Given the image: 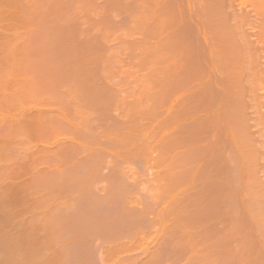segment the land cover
Listing matches in <instances>:
<instances>
[{"label":"bare ground","instance_id":"obj_1","mask_svg":"<svg viewBox=\"0 0 264 264\" xmlns=\"http://www.w3.org/2000/svg\"><path fill=\"white\" fill-rule=\"evenodd\" d=\"M20 1V0H19ZM41 1V0H40ZM43 1V0H42ZM41 1V2H42ZM54 1V0H53ZM66 0H64V2H65ZM83 1H86V5H87V8H89L88 6H90L91 8L90 9H92L93 11H94V13L92 12V13H90L89 15H91L92 14V16H89L88 14H87V10L85 11L84 9H87L86 8V5H84V7L85 8H81L80 6V8L81 9H79V10H82L83 9V11L85 12V14H84V12L83 11H81L82 13H80V11L78 12V10L76 9V11L79 13V15L80 16H89V19L91 18V17H93V18H95L96 16H100V18L99 19H101V17H103L104 18V16L103 15H109V13H104L103 14V12L105 11V10H103L105 7L107 8L108 6H109V1L111 2V0H106V2H104V3H108L107 4V6H105L104 8H102V6L104 5V3H103V5H101L99 8H100V11H97L98 9L96 8V4H97V2H96V4H95V1L94 0H89V3L87 2L88 0H83ZM92 1V2H91ZM94 1V2H93ZM103 1V0H102ZM113 2H114V0H112ZM117 1V2H116ZM119 0H115V3H117L118 5H119V3H120V1L118 2ZM128 1V0H127ZM134 1V0H133ZM137 1H139V0H137ZM143 1H145V3L147 2V0H142V3L144 4L143 6H145V3L143 2ZM149 1H152V2H149ZM148 2L150 3H146V4H148L147 6H145V7H149V5H151V4H153L151 7H150V9L151 10H154L155 8L156 9H158V10H160V8L166 3V5H164V7L166 8V9H168V7H169V5L170 4H172L171 2V0H166V1H169V2H166V1H164V0H157L158 1V4H156L157 3V1H155L154 2V0H149ZM162 2L163 4H161V7L159 8V6L157 7V5H160L159 3L160 2ZM175 1V0H174ZM179 1V0H178ZM185 1H187V0H185ZM261 1V0H260ZM263 2H262V5H264V0H262ZM5 2V1H4ZM58 2H60V4L62 3L61 1H59L58 0ZM63 2V3H64ZM71 2H73V0H69V2H67L66 1V4H68V6H69V3L71 4ZM79 2L80 3H82V0H79ZM93 5H96L95 7H93V6H91L92 4ZM17 3V2H16ZM19 3V2H18ZM43 3H44V1H43ZM73 3H76L75 2V0H74V2ZM77 3H78V0H77ZM80 3H79V5H80ZM84 3V2H83ZM88 3V4H87ZM112 3V2H111ZM141 3V2H140ZM91 4V5H90ZM101 4V3H100ZM122 4V3H121ZM135 4V3H134ZM137 4V3H136ZM169 4V5H168ZM17 5V4H16ZM39 5H40V3H39ZM38 5V6H39ZM43 5V4H42ZM72 5V4H71ZM117 5V6H118ZM123 5V4H122ZM128 5V4H127ZM138 5V4H137ZM142 5V4H141ZM168 5V6H167ZM21 6V5H20ZM37 6V5H36ZM61 6H62V4H61ZM76 6V5H75ZM99 6V5H98ZM131 6H132V4H131ZM134 6V5H133ZM2 7V6H1ZM14 7V6H13ZM43 7V6H42ZM93 7V8H92ZM111 7V6H110ZM121 7V6H120ZM138 7V6H137ZM161 8L162 9V11H161V14H159V17L163 20H161L160 18H158V22L156 23L155 21V25H154V22H152L153 20L151 19V25L149 26V27H147L148 25H146V27L144 28L145 29V33H147V34H149V35H153V32H151V31H154L155 29H157V30H159L160 29V31L162 30V29H164V27H166L165 26V24H166V20H167V11H166V9L165 8ZM9 7H7V9H8ZM20 8H22V7H20ZM55 8V7H54ZM59 8V7H58ZM95 8V9H94ZM105 8V9H106ZM119 8V7H118ZM122 8V7H121ZM124 8V7H123ZM136 8V7H135ZM139 8H140V5H139ZM154 8V9H153ZM189 8V7H188ZM37 9V8H36ZM35 9V10H36ZM39 9V8H38ZM57 9V8H56ZM60 9H62V7L60 8ZM65 9V8H64ZM89 9V12L90 11H92V10H90ZM115 9V8H114ZM130 9V8H129ZM132 9V8H131ZM143 9V8H142ZM149 9V10H150ZM156 9L154 10V11H152V12H147L148 14H145V15H151V17L154 15L153 14V12H155L156 11ZM163 9H165V10H163ZM183 9H184V7H183ZM4 10V9H3ZM10 10H11V8H10ZM21 10V9H20ZM40 10V9H39ZM58 10V9H57ZM103 10V11H102ZM134 10V9H133ZM150 10V11H151ZM158 10H157V12H158ZM180 10V9H179ZM8 11V10H7ZM12 11V10H11ZM25 11V10H24ZM38 11V10H37ZM41 11V10H40ZM59 11V10H58ZM95 11H96V13H95ZM110 11V10H109ZM112 11H113V9H112ZM132 11V10H131ZM136 11V10H135ZM134 11V12H135ZM163 11H165V12H163ZM175 10H173V11H171L172 13L174 12ZM205 11H206V14L208 15H210L212 18H214V20L216 19V22L215 21H213V20H211L212 18H210V16L208 17L206 14H205ZM17 12V11H16ZM62 12H63V10H62ZM74 12H75V10H74ZM73 12V14H74V16H76L75 17V20H76V18H82V17H79V15H78V13L75 15V13ZM101 12H102V14H101ZM108 12V11H107ZM137 12V11H136ZM143 12H144V10H143ZM181 12V10L180 11H178V13L180 14L179 15V17L178 16H176L175 17V15H174V17L173 18H178V19H175V20H179L181 23L179 24L180 26H181V24H183V23H188V24H190L191 22V24L190 25H192V24H194V25H196V22H194L193 20H195L196 21V19H198L199 17H201V16H197V14H199V15H202V16H204L203 18L201 17V18H199L198 19V22L200 23V22H204V19H205V21H206V19H207V21L206 22H204V23H202V25H203V27L205 28V29H208L210 26L212 27V25H216V24H214V23H217V17L215 18V16L213 17L212 15H211V13H207V9L205 10V9H203V13L202 12H198V13H196V16L198 17V18H196V16H194L193 14V16L191 15V13H189V14H187L186 12H184V10H182V12ZM192 13H194L193 11H191ZM9 13V12H8ZM21 13L22 14H24L23 13V11H21ZM25 13H27L26 11H25ZM36 13V12H35ZM64 13H65V11H64ZM66 13H68V10H67V12ZM140 13V12H139ZM149 13H152V14H149ZM166 13V14H165ZM6 14H7V12H6ZM18 14V13H17ZM31 15L33 14L32 12L30 13ZM40 14V13H39ZM60 14V13H59ZM94 14L96 15V16H94ZM124 14V13H123ZM132 14H135V13H132ZM141 14V13H140ZM140 14H139V16H140ZM144 14V13H143ZM155 14H157V13H155ZM166 16H165V15ZM175 14V13H174ZM204 14V15H203ZM25 15V14H24ZM66 16H65V20L67 19V18H72V22H73V25H74V20H73V15H72V13H71V15H69V13H68V15L67 14H65ZM136 15H138V13L136 14ZM161 15H163V16H161ZM173 15V14H172ZM176 15H178L177 13H176ZM6 16V15H5ZM7 16H10V14L8 15L7 14ZM71 16V17H70ZM84 16H83V21H87L88 19H84ZM111 16V15H110ZM121 16H122V14H121ZM125 16V15H124ZM138 16V17H139ZM144 16V15H143ZM165 16V17H164ZM13 17V16H12ZM11 17V18H12ZM30 18L31 17H33V15L32 16H29ZM36 17V16H35ZM38 17V16H37ZM129 17V16H128ZM134 17V16H133ZM158 16H156V18H157ZM170 17H172L171 15H170ZM6 18V17H5ZM102 18V20L104 21L105 19H103ZM105 18H107L106 16H105ZM112 18V17H111ZM143 18V17H142ZM195 18V19H194ZM8 19V18H7ZM28 19V18H27ZM95 19H97V17L95 18ZM98 19V20H99ZM128 19V18H127ZM138 19V18H137ZM141 19V18H140ZM145 19V18H144ZM143 19V20H144ZM150 19V18H149ZM148 19V20H149ZM169 19V18H168ZM23 20V19H22ZM78 21H79V19H77ZM101 20V21H102ZM108 20H109V16H108V19H106V23H108ZM129 20V19H128ZM132 20V19H131ZM134 20V19H133ZM142 20V21H143ZM146 20V19H145ZM161 20V21H160ZM172 20H174V19H172ZM12 21H13V19H12ZM20 21V20H19ZM67 21H69V19L67 20ZM70 21V22H71ZM92 21H94V20H92ZM110 22H111V20H109ZM169 22L171 21V19H169L168 20ZM185 21V22H184ZM188 21V22H187ZM211 21V22H210ZM7 22H9V21H7ZM69 22V23H70ZM72 22H71V24H72ZM81 22V21H80ZM84 22V23H85ZM119 22V21H118ZM141 22V21H140ZM162 22H163V26H162ZM165 22V23H164ZM190 22V23H189ZM197 22V23H198ZM208 22H210V23H212V24H209ZM75 23H76V21H75ZM123 23V22H122ZM128 23H129V21H128ZM132 23H133V21H132ZM134 23H135V21H134ZM174 23V22H173ZM197 24L198 26L200 25V24ZM206 23L207 24H209V25H206ZM77 25L79 24L80 25V23L79 22H77L76 23ZM75 24V25H76ZM114 24V23H113ZM112 24V25H113ZM126 24H127V22H126ZM161 24V25H160ZM187 24V25H188ZM74 25V26H75ZM106 25V24H105ZM109 25V24H108ZM128 25V24H127ZM132 25V24H131ZM138 25V24H137ZM137 25H136V27H137ZM144 25V26H145ZM156 25H158L157 26V28H155V26ZM168 25V24H167ZM185 25V27H187L186 26V24H184ZM107 26V25H106ZM135 26V25H134ZM134 26H132L133 27V30H134ZM143 26V25H142ZM153 26H154V29H153ZM180 26H178L179 28L178 29H184V26L182 27H180ZM189 26V25H188ZM207 28H206V27ZM72 27V26H71ZM151 27V28H150ZM161 27V28H160ZM211 27H210V29H211ZM16 28V27H15ZM70 28V27H69ZM83 28V27H82ZM86 28V27H85ZM149 28V29H148ZM188 28V27H187ZM189 28H190V26H189ZM186 29V30H189L190 31V29ZM203 28V29H204ZM3 29V28H2ZM74 29H76V28H74ZM84 29V28H83ZM82 29V30H83ZM87 29V28H86ZM106 29H107V27H106ZM106 29H105V31H104V34H106ZM143 29V28H142ZM148 29V30H147ZM169 29H171V28H169ZM194 29H196L197 31H195ZM194 29H192V30H194L195 32H193V31H191V32H193V33H195V34H193L194 36V40H196V39H198V37L201 39L202 37L200 36V34H202V35H204V34H207V32H204V30L202 29V28H200V26H199V28H194ZM210 29H208V30H206V31H209ZM38 30V29H37ZM60 30V29H59ZM67 30V29H66ZM85 30V29H84ZM109 30H111V29H109ZM133 30L131 29V32H133ZM137 31H139L138 30V28L136 29ZM136 30H134V32L136 31ZM147 30V31H146ZM150 30V31H149ZM32 31V30H31ZM39 31V30H38ZM51 31V30H50ZM53 31V30H52ZM78 31H80L79 30V27H78ZM86 31V30H85ZM84 31V32H85ZM107 31H108V29H107ZM129 31H130V29H129ZM156 31V30H155ZM179 31H181V30H179ZM189 31L187 32H185V35H186V33H189ZM35 32V31H34ZM33 32V33H34ZM47 32V31H46ZM56 32V31H55ZM66 32V31H65ZM68 32H69V30H68ZM71 32V31H70ZM73 32V31H72ZM133 32V33H134ZM169 32V31H168ZM190 32V33H191ZM26 33H27V31H26ZM43 33V32H42ZM127 33H129V32H127ZM144 33V32H143ZM144 33V34H145ZM151 33V34H150ZM156 33V32H155ZM154 33V34H155ZM157 33H159L158 31H157ZM173 33V32H172ZM178 32H175V33H173L174 35L175 34H177ZM190 33L188 34L189 36H190ZM256 33H258V35H259V32H256ZM255 33V34H256ZM36 34V33H35ZM103 34V35H104ZM164 34V33H163ZM162 34V35H163ZM167 34H169V33H167ZM171 34V33H170ZM170 34H169V36H170ZM181 34V33H180ZM192 34V33H191ZM38 35V34H37ZM69 35V34H68ZM158 35V34H157ZM178 35V34H177ZM182 35V34H181ZM185 35H184V37H185ZM257 35V34H256ZM33 36H34V34H33ZM32 36V37H33ZM130 36V35H129ZM187 36V35H186ZM192 36V35H191ZM190 36V37H191ZM195 36L197 37L196 39H195ZM204 36H206V35H204ZM203 36V37H204ZM102 37V36H101ZM132 37V36H131ZM165 37V36H164ZM170 37H172V34H171V36ZM183 37V36H182ZM184 37H183V39H184ZM192 37V38H193ZM255 37V36H254ZM253 37V38H254ZM257 37V36H256ZM87 38V37H86ZM157 38V37H156ZM168 38V37H167ZM178 38H179V36H178ZM261 39H262V41L264 42V39L262 38V37H260ZM133 39V38H132ZM131 39V41L129 42V44L130 45H133L134 46V49H131L130 50V52H132V53H130V52H127L126 54H124V55H126V57L127 56H129L130 54H132L131 56H129V58H127V59H130V57H132L134 54V56L135 57H137V59L138 58H140L141 59V61H142V63H141V61H140V59H139V61H137V59L134 57H132L133 59V61H134V63H135V61H137L136 63L138 64V66H137V68H139V70L141 71V66H143V68L145 67V65H146V63L148 62L149 63V61H147V62H145L144 61V59L142 60V58H146V57H143V56H141V57H139V55L137 54V51L138 50H135V48L137 47V44H138V42L136 43L135 41H134V43H136V44H131V43H133V40ZM149 39H150V37H149ZM175 39V38H174ZM176 39H177V37H176ZM175 39V41L174 40H171V39H169V42L168 43H170L171 44V46L173 45V44H178ZM205 39H208V38H206V37H204L203 39H202V43H204V45H209V46H207V48H206V50H204V52H203V50H202V52L203 53H207L206 55H208L209 57H210V59H212V57L213 58H216V59H218V60H220L221 61V64H220V66H221V70H220V68H219V70L217 71L216 69H218V65H219V63H218V61H217V63H218V65H216L217 67L215 68H213V70L215 69V71L213 72V70L212 69H210L211 67H209L208 69H209V71H208V74H207V76L205 75V74H203V76L202 75H198L197 74V72L196 73H194L193 71V77L194 78H192V76H191V81L189 80V76L187 77V74H188V70L190 69L189 67H188V64H187V60H188V56H190L189 55V53L187 52V50L186 51H184L183 50V52L182 51H180L181 52V56H180V64H178V66L177 67H173V69H170V70H173L174 71V73H175V69H176V73H177V76H176V74H175V76H174V74L172 75L173 77H171V74H172V72H171V74H169V76H167L166 74V78H164V76L162 75V76H160V78L157 76V78H156V76L154 77V76H150V75H148V78H151V79H148L149 80V82L151 81H153V80H155V78H156V82H160L161 81V83H163V85H167V87H168V84L169 83H173V82H175V83H177L176 85L179 87L178 88V90H179V96H178V98L177 99H174L173 101L175 102V101H177V102H175L176 104H178V111H176L177 112V115L174 113V111H175V109L173 108L174 106L173 105H175V103L173 102H171V100H170V103L169 102H167V101H169V100H167V99H165L164 100V102L166 103V104H173L172 105V109L170 110V111H168V107L169 106H166V104H160L159 106H157L158 104H156V105H154L153 106V104H152V107H151V104L150 103H148L147 101H151L152 99H155L157 96H158V94H163V92H161L160 90V92L161 93H159V91H156L154 88H151V89H149L150 90V92H148V94L150 93H152V91H153V94L155 93L157 96H155V94L153 95V97H152V95H148L147 93H146V91H145V93H144V90H141V89H143L144 87H148V88H150L149 86H150V84L146 81V79L145 78H147L146 76L144 77V78H142V77H139V81H137L138 80V78H135L134 80L137 82V84L140 82V81H145V83H147V84H149V86H147V84H145V85H143V84H141V82L139 83L140 85H141V87L139 86H135V85H137V84H134V86L132 87V89L134 88V92H133V90H131L130 92L128 91V92H126L125 93V95H126V97H125V95L123 96H120V91L122 90H118L117 89V91H118V93H117V91H115L114 89H112V86H111V89H112V91L109 89H105V85L103 86V88H104V90H103V88H102V91H103V93L106 91V93H104V95H103V93L101 94L100 93V95L102 96L103 95V98L105 97V96H107L108 97V99H107V97H105V99H107V100H105V99H102V102H103V100L104 101H107V103L105 102H101L100 100L99 101H96V99L97 98H95V99H93V98H91V97H87L86 95H85V93H84V91H82L83 89H81L82 87L81 86H79V85H76V84H74V83H76L77 81L80 83V84H82V83H85V79H87V81L92 77H90L89 76V71L87 72V73H85L84 71L86 70V69H82V67H80V66H78L79 64H81V63H84V62H86L85 60H88V51L90 50V47H88V46H90V45H88V42H86V44L85 45H80V47L81 48H83L84 46H87L88 48H84V51H86L84 54L86 55L87 54V56H85V60H81L80 59V55H79V59H80V61H82V62H80L79 61V59L77 58V59H75V60H71V58L68 56L71 52L69 51L70 49L69 48H71V50H74V49H72V47H73V45H72V47H70L71 46V44H69V46L68 45H66L67 43H65L64 41V43L65 44H62V46H60L59 47V45H61V44H58V43H56L55 44V49H58L59 50V48H60V50H61V52L62 53H64V60H65V55L68 57V59L66 58V60H68L69 61V58H70V60L72 61V62H70V64H68V62H67V64H65L64 65V61H63V59H61L63 56L61 55V57H60V53H59V58H58V54H57V51H55V49H54V46H53V49H54V51H55V53H54V51L51 49V54H52V57L53 58H55V54H56V60L58 59V61H55V62H52V64H54L53 66H52V68L54 69V71L56 70V68H58L60 65L57 63V62H59V63H61V60H62V63H61V67H63V69H67L68 68V65H70L71 66V69H73V70H71L70 68V70H66V72H68V73H70V74H68L69 76H67L66 74L67 73H65V71L63 72V70L60 72L59 71V69H58V72H60V73H52V71H48V70H51V65L48 63V61L47 60H44V57L45 56H43L42 55V53L44 54V55H47V57H46V59L49 57V53H50V50H49V52H47V54H45L46 52H44V50H38L39 52H42V53H40L42 56H43V58H41L42 56H40V58H41V63L40 64H42V68L40 67V65H39V67L41 68V70L39 71V72H37V74H36V72H35V70L34 71H32V73L34 72L35 74H33L35 77H30V75H29V77L27 76L28 74L27 73H29L30 72V70H29V72H27V71H25L26 73V75L25 76H22L24 73H21L19 76H20V78H19V76H18V74L19 73H17V70H16V68L15 67H17L16 65L18 64V62L17 61H13L12 59L10 60L11 62H10V64H7V62L9 63V59L7 60V62H6V60H5V58H8L9 57V55H10V53H12L13 55H15L14 57L15 58H21L20 60L22 61L23 59H22V57H26L25 56V54H27V53H23L22 51V53L24 54H22L21 52L20 53H17L18 51H17V49L19 50L20 49V46H21V48L23 49V47H22V44H19L18 46H19V48H18V46H17V42H14V43H16V46L17 47H15V50H14V46L15 45H13V48L10 46V45H12L13 43L11 42V41H7L6 39V41H7V43L6 44H4L5 43V40H4V42H3V45L5 46V47H7V45H8V47H11V49H13L12 51H14L15 52V54L12 52V51H9V52H6L5 53V55H4V52L3 51H5V50H3V48H4V46L2 45V49L0 50V53L1 52H3L2 54V60H0V61H3V62H0V64L1 63H4L5 62V64H1L0 65V67H1V69H3V68H5V66H6V68H5V70H2V72L4 71V75H5V77H4V75L2 74V72H1V74L3 75V77L1 76V74H0V164H2L3 165V163H4V168L0 165V181H1V183H3V184H6L7 183V185L8 186H11V185H13V184H15V185H13V186H16V183H18V181L17 180H19L20 178H22L23 179V177L25 178V176H26V174H27V176L28 177H30L31 179L32 178H34L33 179V182H30V184L31 185H33V186H36L37 185V183H34V182H38L39 180H37V179H40L41 177V179H40V183L38 182V184H41V180L42 181H44V179H45V181L46 182H44L45 184L50 180L49 178L51 177V176H53V174L51 175V173L52 172H50V169L51 168H53V166H55L56 164H58V163H60V165H56L55 166V168H53V169H56V171H57V176H60V174L61 173H63V171H62V168H65V167H63V164L65 165V164H68V163H66L65 161H70L71 162V164H68V165H71V167H72V170H74L75 172V174H73L72 175V170L70 169L71 167L69 166V174H71L70 176H72V177H78V175H79V177H78V179L79 178H81V179H77L79 182H81L82 180H84L83 182L84 183H79V185H80V187L77 189L76 188V190H74L75 192L74 193H76V191H78V192H81V191H83V194H84V196H83V200H84V198H86L85 197V195L87 194V195H93L94 193H95V195H97V193L99 192H97V190H100L101 188H100V186L98 185L97 186V188H99V189H97V188H95V190H94V193H93V191H91L92 190V188L91 187H93V185L95 184V180L93 179V177H92V179H90V177L92 176V175H98L97 173L98 172H100L99 171V167H100V163H101V161L103 160V158L105 157L104 156V154H107V156L108 155H111L112 153H114L115 152V154H116V151H114V150H117L118 149V147L116 148V149H113V148H115L117 145H116V140H115V138H117L116 136L118 135L117 133H115L116 131L118 132V130L120 131V130H122L121 131V133L124 131L125 132V128L126 129H128V131H129V128L128 127H131L130 126V124L132 125V128L133 129H135L136 130V132H138L139 134H140V132L142 133V134H140L139 136H138V138L139 137H141V138H146V137H144L145 135H148V133L150 132V130H149V132L147 131L149 128L147 127L148 126V122H150V126H152V128H159V130H154V129H151V132L149 133V135H151V133H152V138H148V137H150L149 135L147 136V139H145V140H147V141H145V142H149L150 140V143L152 144V142H153V140L152 139H156V140H154V142L153 143H155L156 144V142H157V139H159L158 140V142L160 141V139H161V144H160V142L158 143L157 142V144H160V145H162V142L163 141H165V137H168L167 136V133H168V130H166V129H168L167 127H168V125H172V126H174L173 125V122L175 121V122H178L177 123V126H178V132H177V130H174V131H172V132H174L173 133V135L175 134V138L171 135V134H169L168 133V135H171L172 136V140H173V138L175 139L174 141L176 142H173V143H175L173 146H171L172 148H174V146L176 145L178 148L177 149H180L179 150V152H180V154L179 155H176L177 153V151L176 150H174V149H170V146H168L169 147V151L170 152H172L173 150H174V154L173 153H170L169 151H168V154H167V152H165V151H161L162 152V155L163 154H165V155H169V158H171V156L172 157H174L173 158V160L174 161H176V162H171L170 163V159L169 158H166L167 156H165L164 157V155H163V157H164V159H168V161H169V165H167L166 164V160H163V157L162 156H159V157H162L161 159H162V162L163 163H165L167 166V168H169V166L171 167V166H173V168L171 167V168H169V169H171V171L173 170V169H176L175 171H176V173L175 172H170V170L168 169L167 170V168H166V172H164V173H162V174H164V175H166V174H168L169 172V175L171 174V175H175V176H177V174H180V175H182V177L183 176H186V177H188V175H192L193 176V181L195 182H193V183H191L190 185H195V189H196V192H195V190L193 191V193H192V196H193V194L196 196V198H195V196H194V198L196 199V200H194L193 198H191L190 197V195H187V196H189L191 199H192V201L189 199L188 201H189V204L187 205L186 204V202H185V200H183L182 201V199H180V198H182V197H186L185 195H186V191H185V195L183 196H181V194H182V192H183V187H181L182 189H180L181 190V192H180V190H177V191H179V194H178V192L177 193H175V195H178V196H176V197H174V196H172V193H173V191H171L172 193L170 194L172 197H171V200L169 201V202H173V200L175 199V204L174 203H172V204H174V205H176V206H174L175 208H173V206L171 207L172 208V211L170 210L171 208H169L171 205V203H167V205L169 206L168 208H166L165 206H167L166 204H165V202L163 203V201L161 202V201H159V203L160 204H162V205H164L165 204V206H162V211L159 209V213H157L156 212V214H157V217H156V215H155V212L153 211V207L155 206L156 208H155V210L157 209V206L158 207H160L161 205L159 204V205H154V203L157 201V203H158V200L160 199V200H162V199H164L165 200V195L167 196L169 193H170V191L168 190L170 187L168 186V185H166V186H163V187H165L166 188V190H164V188L162 189L161 187H159L158 189H157V186H154L153 188L155 189L154 191H152L153 190V188L151 189V187L153 186L152 184H150L148 187H150V188H148L149 190H146L145 192H149L148 193V199H147V202L146 201H144V202H146V204L145 203H143L141 200H139L140 198L138 197V199H137V197H136V193H135V196L134 195H131V192H130V190H129V188H127V186H126V183H125V185L123 186L122 185V183H124L123 181H121V184L120 185H116V186H118V187H120V190L122 189L121 187H124L123 188V190H121V192L122 191H124V189L126 190V188H127V190L123 193V195H122V193L120 192V190H118L119 188L117 187V189L115 188V187H111V186H113V185H111V183H112V181H110V184H109V186H108V188L109 187H111V190L114 188V190L116 191V190H118V192L120 193H118L117 191V193H118V195H122V196H124V195H126V196H124V197H126L127 199H128V202H127V199L125 200L124 198L122 199L121 198V200H120V198H117V201L119 200V206H120V208L123 210V209H125V214H127L126 213V209L128 210H132V208H133V210L132 211H137L138 212V215L141 217V216H145L146 214H149L151 211L152 212H154L153 214H154V217H156V218H154V220H146L147 222H146V224H148L147 225V227H149L150 226V224H153V222L155 221V219H156V221L154 222V223H157L158 221L160 222V223H157L156 225H152V226H150V227H153V226H155V227H153V228H150V229H152L153 230V232L155 233L156 231L158 232V233H160L161 234V237H162V233H163V231L162 230H164V229H162L161 230V232H159L160 230H158L160 227H161V225H162V223H164V222H166L167 223V221H172V219L174 218V213L176 214V211H178L177 209H180L179 211L181 212V213H179V211L177 212L178 214L177 215H179V214H183V209H184V214H186V216L187 215H190V216H187L188 217V219H186V221L187 220H189L190 219V222L193 224V225H195V227H194V229H195V232H189V234H193V235H188V236H186V234H185V236L186 237H193V239H195L194 241V243H195V245L193 246L194 247V249H193V251H192V253H190V254H194V256L193 255H191L192 257H195V261L197 262L196 264H219V262H218V258H217V254H218V250H220V248L222 247L223 248V250H225V253L227 254V260H226V263L225 264H264V169H263V167H264V165H263V163H264V146H263V143L261 144V145H259V143H261V142H263L264 140H263V138H264V121H263V119L262 118H260V114H261V117L263 116V112H264V107L262 106V107H260L259 108V106L257 107V109H254V107L256 106V105H260L259 103H261V100H264V92H260V93H262V97L260 96L261 94L259 93V94H257V96L255 97V95H256V93L255 94H253V92H254V90H252L250 87H248V89H247V87H246V85L245 84H243V85H241L242 84V82H244L243 80H245V76H244V73L242 74V73H238L237 71H240V70H242L243 71V67H244V63H243V61L241 60V58L239 59L238 58V60L236 61V59L237 58H235L234 59V61H233V64H231L230 62V64H228V61H231V60H229V58H227V57H225L226 55H225V49L226 48H228V45H226V44H228L227 42L225 43V42H218L217 40H212L211 41V39L209 40L210 42H212V43H210V44H208V40H205ZM117 40H118V38H117ZM152 40V39H151ZM164 40V39H163ZM181 40V39H180ZM192 41H193V39H191ZM199 40V39H198ZM198 40H197V42H198ZM204 40V41H203ZM28 41V40H27ZM157 41V40H156ZM171 41V42H170ZM172 41H174V42H176V43H173ZM208 41V42H207ZM218 42L219 43V46L220 47H217V48H214V46H211L212 44L213 45H215L214 43H216V42ZM252 41V40H251ZM250 41V42H251ZM9 42L10 43H12V44H9ZM62 42V43H63ZM146 42H148V41H146ZM166 41H164V43H165ZM184 42V41H183ZM182 42V43H183ZM199 42H201V40H199ZM30 43V42H29ZM61 43V42H60ZM139 43H141V42H139ZM163 43V44H164ZM179 43H180V41H179ZM187 43V42H186ZM193 43V42H192ZM218 43H216V45H215V47L216 46H218L217 44ZM248 43V45H250L251 46V44L249 43V42H247ZM246 43V44H247ZM26 44H28V43H26ZM74 44V43H73ZM83 44V43H82ZM96 44V43H95ZM124 44V43H123ZM150 44V43H149ZM155 44H157V42H155ZM162 44V45H163ZM169 44V45H170ZM200 44V43H199ZM261 44H262V42H261ZM34 45V44H33ZM58 47H57V46ZM76 47H73V48H76L75 49V51L78 49L77 47H78V45H76V44H74ZM93 45H94V43H93ZM100 45V44H99ZM126 45V44H125ZM129 45V47H128V45H127V48H130L131 46ZM140 44H138V46H139ZM146 44L145 43H143V47L145 46ZM158 45V44H157ZM161 45V44H160ZM167 45V44H166ZM176 45L174 46V47H176ZM183 45V44H182ZM194 45V44H193ZM200 45H203V44H200ZM199 45V46H200ZM203 45V46H204ZM248 45H246V46H248ZM67 47V49H65L64 47ZM92 46V45H91ZM97 46H98V44H97ZM106 46V45H105ZM132 46V47H133ZM192 46V45H191ZM197 46H198V44H197ZM196 45H194V48L196 47L197 49H198V47H197ZM203 46H201L202 48H203ZM210 46L212 47L211 49H210ZM223 46H225V47H223ZM245 46V45H244ZM262 46H264V45H262ZM261 46V47H262ZM28 47V46H27ZM32 47V46H31ZM36 47V46H35ZM41 47V46H40ZM57 47V48H56ZM63 47V48H62ZM102 47V46H101ZM100 47V48H101ZM124 47V46H123ZM131 47V48H132ZM147 47L149 48V46L147 45ZM147 47H145L144 48V51L146 50V48ZM166 47V46H165ZM206 47V46H205ZM237 47H239L240 48V46H236V48ZM92 48V47H91ZM105 48H107V47H105ZM151 48V47H150ZM149 48V49H150ZM157 48V47H156ZM179 49H180V47H178ZM188 48V47H187ZM193 48V47H192ZM209 48V49H208ZM34 49V48H33ZM40 49V48H39ZM44 49V48H43ZM65 49V50H64ZM69 49V50H68ZM86 49V50H85ZM89 49V50H88ZM99 49V48H98ZM104 49V48H103ZM121 49H123L122 47H121ZM120 49V50H121ZM126 49V48H125ZM124 49V50H125ZM139 49V48H138ZM153 49L155 50V48L153 47ZM157 49H159V48H157ZM182 49V48H181ZM221 49H223V50H221ZM262 49V48H261ZM21 50V49H20ZM25 50V49H24ZM81 50V53H83L82 52V49H80ZM97 50V49H96ZM120 50H118V51H120ZM133 50V51H132ZM136 51V53H134L135 51ZM160 50V49H159ZM170 50H171V47H170ZM194 50V49H193ZM192 50V51H193ZM201 50V48L199 47V51ZM212 50H214V51H212ZM17 51V52H16ZM29 51V50H28ZM35 51V50H34ZM52 51H53V53H52ZM64 51H66L67 52V54H65L66 52H64ZM69 51V52H68ZM117 51V52H118ZM126 51V50H125ZM143 51V52H144ZM168 51V50H167ZM171 51H173V49L171 50ZM177 51V50H176ZM179 51V50H178ZM191 51V50H190ZM196 51V50H195ZM198 51V50H197ZM205 51H207V52H205ZM216 51V52H215ZM263 53H264V48L261 50ZM59 52V51H58ZM91 52H93V51H91ZM222 52V53H221ZM8 53V54H7ZM61 53V54H62ZM75 53V52H74ZM119 53V52H118ZM121 54H122V52H120ZM120 53L119 54H117V56L119 55V57H123V56H121L120 55ZM150 53V52H149ZM163 53V52H162ZM187 53V54H186ZM193 53V52H192ZM212 53V54H211ZM16 54H18V55H16ZM33 54V53H32ZM31 54V55H32ZM49 54V55H48ZM54 54V55H53ZM76 54H78V53H76ZM137 54V55H136ZM140 54V53H139ZM165 54V53H164ZM169 54V53H168ZM178 54V53H177ZM177 54H176V56H177ZM194 54H196V52L194 53ZM6 55H8V57H5L4 58V56H6ZM23 55V56H22ZM37 55V54H36ZM72 55V54H71ZM74 55V54H73ZM145 55H147V53L145 54ZM156 55V54H155ZM166 55V54H165ZM205 55V56H206ZM16 56H18V57H16ZM30 56V55H29ZM37 56H39V55H37ZM76 56V55H75ZM111 56H112V54H111ZM115 56V55H114ZM159 56V55H158ZM160 56H161V53H160ZM159 56V57H160ZM173 56V55H172ZM179 56V55H178ZM177 56V57H178ZM197 56V55H196ZM199 56V55H198ZM204 56V55H203ZM208 56H206V57H208ZM0 57H1V54H0ZM72 57V56H71ZM78 57V56H77ZM110 57V56H109ZM158 57V58H159ZM168 57V56H167ZM175 57V56H174ZM193 57V56H192ZM201 57V56H200ZM208 57V58H209ZM224 59H223V58ZM3 58H4V60H3ZM76 58V57H75ZM114 58V57H113ZM116 58H118V57H116ZM150 58H151V56H150ZM169 58V57H168ZM194 58V57H193ZM197 58V57H196ZM220 58V59H219ZM119 59V58H118ZM116 60V61H119V60ZM134 59H136V60H134ZM175 59H177V58H175ZM179 59H178V61H179ZM190 59H191V57H190ZM205 59V58H204ZM226 59V60H225ZM44 60V61H43ZM55 60V59H54ZM65 60V61H66ZM131 60V59H130ZM162 60H163V58H162ZM166 60H167V58H166ZM203 60V59H202ZM24 61H26V59H24ZM23 61V62H24ZM40 60L38 59V62H39ZM75 61V62H74ZM84 61V62H83ZM113 61H115V60H113ZM121 61H123V60H121ZM144 61V62H143ZM205 61V60H204ZM216 61V60H215ZM227 61V62H226ZM238 62V63H235L234 64V62ZM239 61L241 62V63H239ZM38 62H37V64H38ZM43 62H45V63H47V64H49V67L46 65V64H44V66H43ZM78 62H80V63H78ZM91 62V61H90ZM126 62V61H125ZM139 62V63H138ZM153 62V61H152ZM152 62H150V65L149 66H153V64H152ZM159 62H160V60H159ZM166 62H168V61H166ZM172 62H173V59H172ZM171 62V63H172ZM177 62V61H176ZM200 62V61H199ZM255 62V64L253 63V62H251L250 64V67H253L252 65L254 64V66L257 64L256 63V61H254ZM12 63V64H11ZM14 63H15V65H14ZM17 63V64H16ZM22 63V62H21ZM56 63H57V65H56ZM66 63V62H65ZM71 63H73V65H71ZM88 63V62H87ZM108 63H109V61H108ZM116 63V62H115ZM119 62H117V64H118ZM133 63V62H132ZM133 63V64H134ZM155 63V62H154ZM162 63V62H161ZM169 63V62H168ZM204 63V62H203ZM216 63V62H215ZM253 63V64H252ZM119 64H121V63H119ZM118 64V65H119ZM132 64V65H133ZM140 64V65H139ZM141 64H143V65H141ZM165 64V63H164ZM163 63H162V65H164ZM192 64V63H191ZM236 64H239V65H236ZM240 64H242V65H240ZM5 65V66H4ZM18 65H20V63L18 64ZM75 65V66H74ZM81 65H83V64H81ZM86 65V64H85ZM90 65V64H89ZM155 65V64H154ZM161 65V66H162ZM202 65V64H201ZM226 65H229V66H226ZM230 65H231V67L233 66V68H235L236 70H234L233 68H232V73L234 72V71H236L237 73H233V74H235V77L233 76H230V78H232V79H230L229 78V76L227 75V73L231 70V67H230ZM12 66V67H11ZM15 66V67H14ZM69 66V67H70ZM74 66V67H73ZM106 66V65H105ZM109 66V65H108ZM157 66V65H156ZM166 66H167V64H166ZM176 66V65H175ZM215 66V65H214ZM235 66V67H234ZM237 66H239V68L237 67ZM38 67V66H37ZM37 67L35 68V69H37ZM45 67H48V68H46V70L44 69ZM76 67V68H75ZM88 67V66H87ZM103 67H104V65H103ZM241 67V68H240ZM11 68H13V69H11ZM32 68H34L33 66H32ZM31 68V69H32ZM75 68V69H74ZM93 68V67H92ZM100 68H102V67H100ZM136 68V69H137ZM142 68V69H143ZM164 68V67H163ZM175 68V69H174ZM198 68V67H197ZM229 68H230V70H229ZM7 69H9L8 71H6ZM12 71H11V70ZM30 69V68H29ZM39 69V68H38ZM61 69V68H60ZM76 69H77V71H79V72H77L76 71ZM107 69V68H106ZM193 69V68H192ZM199 69V68H198ZM240 69V70H239ZM15 70V71H14ZM22 70H25V69H22ZM80 70H81V72H82V75H81V73H80ZM83 70V71H82ZM87 70H88V68H87ZM86 70V71H87ZM104 70V69H103ZM116 70V69H115ZM135 70V69H134ZM163 70V69H162ZM201 70H202V68H201ZM210 70H212V72L210 71ZM228 70V71H227ZM5 71H6V73L7 74H9V72H10V74L9 75H6L5 74ZM71 71V72H70ZM73 71H74V73L75 74H73ZM121 71V70H120ZM150 71V70H149ZM153 70H151L150 72H152ZM168 71V70H167ZM227 71V72H226ZM241 71V72H242ZM17 74H16V73ZM44 72V73H43ZM47 74H46V73ZM65 73V75L63 74V73ZM107 72H109V71H107ZM135 72H139V71H135ZM164 72H165V70H164ZM170 72V71H169ZM168 72V73H169ZM210 72V73H209ZM231 72V71H230ZM244 72V71H243ZM41 73H43V74H41ZM49 73H50V76H51V79L49 78L50 76H49ZM91 73V72H90ZM94 73V72H93ZM207 73V72H206ZM215 73V74H214ZM12 74V75H11ZM13 74H16L17 76H18V79L16 78L17 76H15V75H13ZM40 74V75H39ZM48 76V79L47 78H44V76L45 77H47L46 75ZM55 74H59L58 76H56ZM63 74V76L62 77H60V75H62ZM72 74V75H71ZM198 76H197V75ZM228 74H230V73H228ZM233 74H231V75H233ZM239 74V75H238ZM32 75V76H33ZM42 75V76H41ZM56 77H55V76ZM76 77H75V76ZM84 75V76H83ZM85 75H87V78H86V76ZM240 75H242V76H240ZM7 76V77H6ZM13 76V77H12ZM14 76H15V78H14ZM70 76H72V79H70L71 77ZM103 75H101V77H102ZM138 75H136V77H137ZM196 76V77H195ZM204 76H206V78H204ZM228 76V77H227ZM11 77V78H10ZM27 77V78H26ZM39 77V78H38ZM43 77V78H42ZM90 77V78H89ZM94 77H96V76H94ZM171 78V79H169V78ZM239 77V78H238ZM9 78V79H8ZM22 78V79H21ZM53 78V79H52ZM144 79V80H142V79ZM159 78V79H158ZM167 78L169 79V81L167 82ZM175 78H177L176 80H172V79H175ZM197 78V79H196ZM202 78L205 80V81H202ZM234 78V79H233ZM243 80H242V79ZM41 79H43V81L41 80ZM103 79V78H102ZM107 79V78H106ZM153 79V80H152ZM165 79L166 81H163V80ZM193 79V80H192ZM201 79V81H199V80ZM230 79V81L231 80H233V81H228V80ZM242 80V82H240L241 80ZM262 79H264V75H263V78ZM22 80V81H21ZM41 80V81H40ZM63 80V81H62ZM65 80V81H64ZM85 80V81H84ZM95 80V79H94ZM104 80V79H103ZM102 80V81H103ZM173 82H172V81ZM198 80V81H197ZM239 80V81H238ZM47 81V82H46ZM163 81V82H162ZM234 81H236V82H238L237 84H236V82H234ZM246 81V80H245ZM41 82V83H40ZM62 82V83H61ZM70 82H72L71 84L72 85H70ZM168 83V84H165V83ZM179 82V83H178ZM195 82H197L196 84L197 85H195L194 83ZM200 82H203V83H200ZM239 82H240V85H239ZM260 82H262V81H260ZM63 83H65L64 85H63ZM68 84V88H67V84ZM143 83V82H142ZM198 83L199 84H203V86H204V83H205V87L207 88L208 87V85L209 86H213L214 87V90H212V92L211 93H209L211 90L210 89H212L211 87H208V89H204V87H203V89H201L200 87H199V85H198ZM235 83V84H234ZM245 83V82H244ZM138 84V85H139ZM192 84H193V86H194V88H192L191 89V86H192ZM208 84V85H207ZM15 85V86H14ZM75 85H76V87H75ZM86 85H87V83H86ZM107 85V84H106ZM163 85H162V88H163ZM245 85V86H244ZM17 86V87H16ZM60 86V87H59ZM63 86V87H62ZM72 86V87H71ZM74 86V87H73ZM110 86L109 87H107L106 86V88H110ZM114 86H117V85H114ZM127 86V85H126ZM143 86V87H142ZM192 86V87H193ZM243 87L242 88V90H245V88H246V90L245 91H243V92H240V91H242V90H240L241 89V87ZM66 87V88H65ZM77 87H79V88H77ZM158 87V86H157ZM156 87V88H157ZM159 87H161L160 85H159ZM165 87V86H164ZM73 88V89H72ZM76 88L78 89V91L76 90ZM91 88V87H90ZM90 88H89V90H90ZM93 88H94V86H93ZM92 88V89H93ZM97 88H98V86H97ZM96 88V89H97ZM137 88V89H136ZM138 88H140V91H142V92H140L139 90H138ZM148 88L147 89H145V90H148ZM170 88V87H169ZM174 88V87H173ZM177 88V87H176ZM239 88V89H238ZM75 89V90H74ZM261 89V88H260ZM259 89V90H260ZM87 90V89H86ZM98 90V89H97ZM135 90H137V91H139V93H141V95L140 94H138ZM158 90V89H157ZM162 90V89H161ZM164 90H165V88H164ZM167 90H169V89H167ZM204 90V92H202ZM207 90H209L208 91V93H207ZM240 90V91H239ZM91 91V90H90ZM94 91V90H93ZM110 91V92H109ZM156 91V92H155ZM176 91V90H175ZM229 91H230V93L231 94H233V92H234V98H236L237 97V99H244V100H240V102H238L239 100H237V99H235V100H237L236 102V104L238 105V107H236L234 104H231L230 105V103L228 102L229 100H227L228 98L230 99V102H231V99L233 98L231 95H230V93H229ZM248 91V94L246 93ZM251 91V92H250ZM253 91V92H252ZM261 91V90H260ZM100 92V91H99ZM112 92V93H111ZM134 94H133V93ZM158 92V93H157ZM235 92H236V94H235ZM239 92V93H238ZM245 92V93H244ZM87 93V92H86ZM95 93H97L96 91H95ZM114 93V94H113ZM115 93H116V95H118L119 94V96H116L115 95ZM135 93H137L136 94V96H134L133 97V95H135ZM143 93H144V95H143ZM207 93V94H206ZM212 93H214V95L212 94ZM243 93V97H241V94ZM107 94V95H106ZM123 94V93H122ZM130 94V95H129ZM133 94V95H132ZM204 94H206V95H204ZM212 94V95H211ZM227 94H228V97H227ZM240 94V95H239ZM250 94V95H249ZM85 95V96H84ZM92 95V94H91ZM90 95V96H91ZM97 95H99V94H97ZM115 95V96H114ZM132 95V96H131ZM146 95H147V97H146ZM209 95H211V96H209ZM245 95H248V96H252V99H253V101H252V99H251V103H252V105H249L248 106V108L249 107H251L252 109H250V110H252V111H250L249 109H247V105H245L246 103V98H247V96H245ZM100 96V97H101ZM128 96H130V97H133V98H130V97H128ZM142 96H143V98L144 97H146L148 100H146L145 98H144V100L141 102V98H142ZM149 96V97H148ZM216 98H214V97ZM229 96H231V97H229ZM259 96L261 97V100H260V98H259ZM86 97V98H85ZM96 97H98V96H96ZM116 99H118V100H116V104H117V102L118 101H120L119 103H118V105L120 104V109H122L126 104H127V106H125V108L127 107V109L126 110H128V109H130V110H128V112H124V116H122L121 118L119 117L117 120L116 119H114V118H112L111 116H110V112L112 111L113 112V110L111 109V111H109L108 109H107V107H105L106 105L107 106H111V105H113L114 107L116 106V104H115V102L113 103L112 101H115V98ZM155 97V98H154ZM211 97H213L215 100L214 101H212L211 100ZM239 97H241V98H239ZM246 97V98H245ZM102 98V97H101ZM119 98H121V99H119ZM123 98V99H122ZM126 98V99H125ZM152 98V99H151ZM234 98H233V100H234ZM256 98H257V100H258V98H259V100L257 101L256 100ZM114 99V100H113ZM128 99V100H127ZM134 99V100H133ZM136 99V100H135ZM139 99H140V102H138L139 101ZM98 100V99H97ZM257 101V103L256 104H254L253 102H255V101ZM110 101V102H109ZM129 101H133L132 103L131 102H129ZM154 101V100H153ZM241 101H243V103H242V105H241ZM245 101V102H244ZM260 101V102H259ZM100 102H101V104H100ZM138 104H140V105H138ZM144 102V103H143ZM108 103H110L109 105H108ZM131 103V104H130ZM134 103V104H133ZM136 103V104H135ZM229 103V104H228ZM231 103H235V101H233V102H231ZM245 103V104H244ZM250 103V104H251ZM102 104H104V105H102ZM144 104L146 105V104H150L147 108H146V106H144ZM168 104V105H169ZM254 104V105H253ZM262 104V103H261ZM264 104V103H263ZM100 105V106H99ZM102 105V106H101ZM130 105H133V106H130ZM135 105H136V107H135ZM138 105V106H137ZM244 105H245V107H244ZM86 106V107H85ZM121 106H123L122 108H121ZM157 106V107H156ZM160 106H162V108H163V106H164V110L160 107ZM239 106H242V109H239ZM253 106V107H252ZM261 106V105H260ZM88 107V108H87ZM89 107L90 108H93L92 109V111H91V109L89 110ZM99 107H105L104 109H105V111H103L104 109H101L102 111H103V113H102V111H100L99 110ZM129 107V108H128ZM132 109H131V108ZM150 107V112H151V110L155 113V112H157V114L155 113H153V112H149V111H147V109ZM167 107V108H166ZM109 108V107H108ZM111 108H113V107H111ZM136 108L138 109V110H136ZM159 108V109H161L162 111H165V110H167L168 111V113L166 114L165 112H163V113H165V114H163V113H161V110H159L160 111V113H159V111L157 110V109ZM171 108V107H170ZM241 108V107H240ZM256 108V107H255ZM258 108H259V110L260 109H263V110H260L261 112H259L258 111ZM108 111H107V110ZM117 109H118V107H117ZM143 109H146V110H143ZM156 109V110H155ZM239 109V110H238ZM245 109H246V114H247V116H246V114H245ZM134 110V111H133ZM140 110V111H139ZM142 110V111H141ZM149 110V109H148ZM240 110H242V111H240ZM249 110V112H247ZM254 110V111H253ZM117 111V110H116ZM115 111V112H116ZM118 111H119V109H118ZM124 111V110H123ZM133 111V112H132ZM137 111H139V113L137 112ZM171 111H173V112H171ZM108 112V115L106 114ZM111 112V113H112ZM129 112H132L131 114L129 113ZM140 112H144L145 114H142L143 116H144V119L143 118H141V117H143L141 114H140ZM146 112H148L149 113V115H148V113H146ZM169 112H171L170 114H169ZM252 112V113H251ZM253 112H259V115H258V113H257V115L258 116H254L255 114L253 113ZM103 115H105V116H102V114ZM105 113V114H104ZM133 113H135V114H133ZM174 113V115L175 116H177V118L175 117V119H174V117H173V115L171 116V117H173V119L170 117V116H167L168 114L169 115H171V114H173ZM228 113H231V115L232 116H230V115H228ZM140 114V115H139ZM152 116H151V115ZM161 116H163L162 118L164 119L166 116V118L164 119L165 121L167 120V118H168V120L169 121H166V122H162L163 121V119L161 118V120L162 121H160V118H159V120H152L153 121V123L156 125V126H154L153 127V123H152V121H150L152 118L151 117H154L153 115H157V116H159V117H161ZM163 114V115H162ZM98 115H100V116H98ZM128 115V116H127ZM130 115H133V116H130ZM137 117H136V116ZM148 115V116H147ZM227 115H228V117H227ZM248 115L249 116H251L250 118H249V120H248ZM253 115V116H252ZM96 116H98V119L100 118H102L103 119V117H104V121L103 122H100V121H102V119L99 121V122H97L96 120L97 119H95L96 118ZM107 116H109V118L107 117ZM134 116H135V118H134ZM140 118H139V117ZM165 116V117H164ZM230 116V117H229ZM107 117V118H106ZM123 117H129V119L127 118V120H130V117L131 118H133V119H131V123H129V122H126V123H128V125H126V123H124V126H123V122H122V118ZM151 119H150V118ZM169 117H170V119H169ZM257 119V121L259 120V119H261L263 122H262V124H259V126L260 127H262L263 128V130L262 129H260V127L258 128V124H257V127L254 129L255 131V133H253V132H251V134L250 135H247L249 132H247V134H245V138L243 137V136H241L240 135V133H242L241 131H243V130H245L244 128H246V129H249V127H250V120H251V122H252V120L253 119H255V118ZM259 119H258V118ZM124 118V119H125ZM137 118H139L141 121H143V120H145V118L147 119L146 121H143L142 123H140L141 121H139V119L137 120ZM148 118H149V121H148ZM264 118V117H263ZM108 119H111V121L110 120H108ZM172 119V120H171ZM176 119L178 120V121H176ZM255 119V120H256ZM106 120V121H105ZM113 120V121H112ZM117 121V122H115V121ZM118 120H120V121H118ZM132 120H133V123H134V121L135 122H139V124L141 125V127L142 126H146V127H142L144 130H142L141 129V127L140 126H138L137 125V127H136V124L135 125H133L132 124ZM170 120L171 121H173V122H170ZM254 120V121H255ZM260 120V121H261ZM125 121H126V119H125ZM158 121H160V123L158 122ZM260 121H258V122H260ZM144 122H146L145 124L146 125H144L143 123ZM158 124H157V123ZM162 122V123H161ZM175 122H174V124H175ZM247 122H249V123H247ZM120 123H122V124H120ZM254 123V122H253ZM261 123V122H260ZM143 124V125H142ZM152 124V125H151ZM249 124V125H248ZM170 125V126H171ZM120 126L121 127H123V129L122 128H120ZM127 126V127H126ZM136 128H135V127ZM149 126V127H150ZM159 126V127H158ZM170 126H169V128H170ZM254 126H256L255 125V123H254ZM120 129H119V128ZM140 127V128H139ZM165 127H166V129H165ZM132 128H130V130L132 129ZM137 128H139V130H141L140 132H139V130L137 129ZM148 128V129H147ZM160 128H163V129H161L160 130ZM258 128V129H257ZM147 129V130H146ZM239 129L241 130V131H239ZM243 129V130H242ZM153 130V131H152ZM257 130H259V131H257ZM260 130H262V133H260ZM127 131V130H126ZM134 131V130H133ZM145 131H147V133L145 132ZM157 132V131H160V132H157L159 135H161L162 134V136L159 138V136L157 137V135H156V133L155 132ZM161 131H163V133L161 132ZM167 131V133H165V132ZM246 131V130H245ZM248 131V130H247ZM146 134H145V133ZM154 132V133H153ZM171 132V133H172ZM176 132H177V134H176ZM259 134H258V133ZM118 133H120V132H118ZM131 133H132V131H131ZM134 133V132H133ZM143 133L145 134V135H143ZM191 133H192V135L193 136H191L190 138L188 137V136H190L191 135ZM253 133V134H252ZM113 134H115L114 135V137H113ZM117 134V135H116ZM127 134H130L129 132L127 133ZM135 134V133H134ZM137 134V133H136ZM135 134V135H136ZM166 134V135H165ZM254 134L256 135H260L261 137H259L258 136V138H257V135H256V138L257 139H260L259 141L255 138V136H254ZM142 135V136H141ZM154 135V136H153ZM155 135H156V137L157 138H154L155 137ZM165 135V136H164ZM204 135V136H203ZM243 135H244V133H243ZM262 135H263V137H262ZM120 137H121V135H119ZM127 136V135H126ZM126 136H123L125 139H124V142H126V144H128L127 143V141H129V143H131V139L134 137V135H133V137L131 138V136L129 135V138L128 137H126ZM164 136V138H163V141H162V137ZM177 136V137H176ZM204 138H203V137ZM205 136L207 137V139H206V141L204 140L205 139ZM241 136V137H240ZM127 138V139H126ZM136 138H137V136H136ZM135 138V139H136ZM169 138V137H168ZM201 138V139H200ZM130 139V140H129ZM143 139H141L142 141H140V142H144L143 141ZM171 139V137L169 138V140ZM36 141V143L34 142V141ZM132 140H134V139H132ZM138 140H140V139H138ZM138 140H137V142H138ZM168 140V141H169ZM172 140H170L169 142H171L172 143ZM203 140L204 142L202 143L201 141ZM33 141V142H32ZM118 141V146H120V142H122L123 141V138H122V140L120 139V142H119V140H117ZM156 141V142H155ZM198 141L199 142H201L200 144L201 145H197V143H198ZM115 142V143H114ZM166 142H167V138H166ZM166 142H164V144H163V146L166 144ZM168 142V143H169ZM132 143H133V141H132ZM131 143V144H132ZM147 143H145V145H147ZM150 143H148V144H150ZM172 143V144H173ZM115 144V145H114ZM122 145H123V142L121 143ZM126 144H124V145H126ZM142 146H144L143 148H145V145H143V143H140ZM156 144V145H157ZM120 146L119 148L120 149H123L124 150V148L126 149L127 148V145L126 146ZM133 146H134V144H132ZM131 145V146H132ZM156 145H154V149H155V146ZM159 145V146H160ZM167 145H170V144H167ZM190 145V146H189ZM191 145H192V148H191ZM38 146H40V147H38ZM113 146H115V147H113ZM132 146V148H134ZM138 146H140V145H138ZM158 146V145H157ZM156 146V147H157ZM157 147V148H161L162 149V147ZM20 148L19 150L20 151H23V155H21L20 156V158L18 157V155L17 154H15V155H13V154H11L10 152H15V151H19V150H16L15 148ZM147 147L148 148H150L151 146L150 145H147ZM147 147H146V149H147ZM166 146H164L163 148L164 149H166V151L168 150L167 149V147L165 148ZM180 147V148H179ZM188 147H190L191 149H193V150H191L190 148H188ZM37 148H39L38 149V151L40 152V155L39 156H33L32 155V152L35 150V149H37ZM129 148H131V147H129ZM131 148V149H132ZM152 148H153V146H152ZM152 148L150 149V150H152ZM22 149H24V150H22ZM120 149H118V150H120ZM135 149V148H134ZM188 149V150H187ZM13 150H15V151H13ZM128 150V148L126 149V151H120L121 153H120V155L122 154V156L121 157H125V156H127V158H129V157H131L133 154L131 153L132 151L130 150V153L132 154L131 156H129L130 154L129 153H127V152H129V150ZM145 150V149H144ZM149 149H147V150H145V151H150ZM172 150V151H171ZM134 151V150H133ZM136 151V150H135ZM26 152V153H25ZM119 152V151H118ZM124 154H123V153ZM128 154H126V153ZM163 152H165V153H163ZM178 152V153H179ZM138 153V152H137ZM83 154V156H81ZM115 154H112L113 156L115 155ZM126 154V155H125ZM136 154V153H135ZM119 155V154H118ZM118 155L116 154V156L118 157ZM120 155H119V157H120ZM177 156V158L175 157V156ZM14 156V157H13ZM16 156L18 157V158H16ZM115 156V157H116ZM107 158V157H106ZM9 159H12V162H6V160H9ZM119 159V158H118ZM125 159H126V157H125ZM156 159V160H155ZM155 159H153L154 161L152 162V160H151V163L150 164H154V166H155V164H159L161 161H159L160 160V158H155ZM172 159V158H171ZM54 160V161H53ZM63 160H65V161H63ZM172 160V161H173ZM191 160V161H190ZM14 161L16 162V163H14ZM50 161V162H49ZM60 161V162H59ZM62 161V162H61ZM68 161V162H69ZM90 162L89 164L92 166L93 165V163H94V165H93V168L94 169H92V167L90 166V168L92 169V171L90 170V168H89V165H87L88 163L87 162ZM113 161H115V164H113V166L111 165V167H114V165H119L118 164V161L117 160H113ZM117 161V162H116ZM158 161V162H157ZM190 161V162H189ZM261 161V162H260ZM262 161H263V163H262ZM3 162V163H2ZM47 162H49V163H47ZM52 162H53V165H52ZM63 162H65V163H63ZM93 162V163H92ZM98 162H100V163H98ZM103 162H104V160H103ZM103 162H102V164H103ZM111 162V161H110ZM157 162V163H156ZM161 162V163H162ZM260 162V163H259ZM61 163H62V165H61ZM85 165H84V164ZM92 163V164H91ZM105 163V162H104ZM111 163H113V162H111ZM149 163V162H148ZM174 163L175 164H177V163H181V164H177V166H180V167H182V169L181 168H178L176 165H174ZM42 164H43V170L42 171H44V173L41 171V168H39L40 166L39 165H41V167H42ZM48 164V165H47ZM55 164V165H54ZM76 164H79L78 166H80L81 164L83 165V166H88V167H84L85 168V171L83 170L84 168H83V166H82V169H81V166L80 167H78ZM108 164H110L109 162H108ZM107 164V165H108ZM259 164V165H258ZM262 164V165H261ZM47 166V167H49L48 169H49V171L46 169V167H44V166ZM51 165H52V167H51ZM97 165H99V167H97ZM106 165V166H107ZM116 165V166H117ZM261 166L260 168L263 170H261L260 168H259V170L258 169H254V166ZM10 166V167H9ZM58 166V167H57ZM59 166H61L60 167V169H58L59 168ZM73 166H77V168H73ZM120 166V165H119ZM118 166V167H119ZM177 168H176V167ZM121 167V166H120ZM119 167V168H120ZM175 167V168H174ZM38 168H39V171L40 172H42V173H40L39 171H38ZM44 168H45V170H44ZM79 168V169H78ZM88 168V171L86 170ZM115 169H116V167H114ZM77 169V170H76ZM50 173V175H48L47 174V171ZM81 171V170H83L82 172H78L77 173V171ZM177 170H178V172H177ZM180 170H183V171H180ZM46 171V172H45ZM62 171V172H61ZM121 171V170H120ZM120 171H118L117 173H119V175L118 176H120V175H124L125 174V172L124 173H122V172H120ZM169 171V172H168ZM61 172V173H60ZM84 172V173H83ZM168 172V173H167ZM180 172H182V173H180ZM56 173V172H55ZM58 173H60L59 175H58ZM116 173V174H117ZM166 173V174H165ZM219 173H223V175L222 174H220V176L221 177H223V180H222V178L220 177V176H218L219 175ZM46 175V177L45 176H43V175ZM84 174V175H83ZM102 174V173H101ZM115 174V173H114ZM160 173H158V175L156 176L155 174H154V176L155 177H157V178H159L160 177V175H159ZM161 174V175H162ZM216 174H218V175H216ZM25 175V176H24ZM62 175V174H61ZM90 175V177H88ZM100 175V174H99ZM103 175V174H102ZM102 175H100V176H102ZM169 175H166L167 177L169 176ZM169 176V177H175L174 175L173 176ZM26 176V177H27ZM50 176V177H49ZM64 176V175H63ZM68 176V175H67ZM81 176V177H80ZM87 176V178H85V177ZM118 176H117V178H118ZM152 177H153V174L151 175ZM165 176V177H166ZM215 176H216V178H215ZM217 176H218V179H217ZM47 177H49L48 178V181H47ZM71 177V178H72ZM96 177V176H95ZM115 177H116V175H115ZM124 177V176H123ZM169 177L167 178L168 179V181L170 180V179H172V178H170L169 179ZM181 176H180V179L182 178ZM221 179H220V178ZM44 178V179H43ZM60 179L62 178V176L61 177H59ZM64 178V177H63ZM75 178V179H76ZM82 178H84V179H82ZM89 178V179H88ZM98 178H99V176L97 177V180H98ZM102 177H100V179H101ZM154 178V177H153ZM179 178V177H178ZM185 178V177H184ZM191 177H188V178H185V182L186 181H188L189 179H190ZM53 179V180H52ZM50 181H53V183L55 184L56 182H54V180H55V178H52ZM59 179V180H60ZM86 179H88V181L89 180H93V181H91V182H94V183H90L91 184V187L89 186V182L86 180ZM104 178H102V180H103ZM105 179H108V178H105ZM183 179V178H182ZM186 179H188V180H186ZM217 179V180H216ZM35 180V181H34ZM57 180V179H56ZM58 180V181H59ZM73 180V179H72ZM184 180V179H183ZM183 180H181V181H183ZM220 180V181H219ZM21 181V180H20ZM29 181H32V180H29ZM67 181V180H66ZM66 181H64V182H66ZM100 182H102L101 180H99ZM190 181V180H189ZM217 181H218V183H217ZM222 181V182H221ZM16 182V183H15ZM73 182V181H72ZM184 182V181H183ZM184 182V183H185ZM9 183V184H8ZM34 183V184H33ZM43 183V182H42ZM49 184H50V182H48ZM58 183V182H57ZM57 183L55 184V185H57ZM60 183V182H59ZM63 183V182H62ZM61 183V184H62ZM78 183V182H77ZM77 183L75 184V185H77ZM115 183V182H114ZM117 183H118V181H117ZM120 183V182H119ZM183 183V184H184ZM186 183H188V182H186ZM219 183H221V184H219ZM11 184V185H10ZM29 183H28V185H30ZM36 184V185H35ZM54 184H50L49 185V187L50 186H52V187H47V189H46V187H45V189L44 190H42V189H39L38 190V188L37 187H34L35 189H34V191H33V193L34 192H38L39 191V193L40 192H43V191H46L47 192V196H48V194L50 193V191L52 190V194L51 195H53L55 192V194H54V196L56 195V196H58L59 197V194L61 193V192H63L64 193V195H65V192H67L68 191V195H69V192H70V190L68 189L67 191H66V188H62L59 184H58V186H60V189L58 188V186H56V187H54ZM97 184H99V182L97 183L96 182V184L94 185V187H96V185ZM189 184V183H188ZM216 184H218V185H216ZM27 185V186H28ZM31 185L29 186V190L27 191V189H28V187H27V189H24V190H26L25 192H30L31 191V188H33V187H31ZM48 185V184H47ZM67 185V184H66ZM73 185V184H72ZM78 185V186H79ZM111 185V186H110ZM152 185V186H151ZM186 185V184H185ZM184 185V186H185ZM192 185V186H193ZM208 187V188H206V186ZM8 186L6 187V189H4L5 191L7 190V191H10V193H11V190H15V192L16 191H21L22 192V190H23V188H26V185L25 186H23V187H21V189H20V187H19V189L20 190H18V188L17 189H14L13 187L11 188V187H9L8 188ZM42 186V185H41ZM106 186V185H105ZM125 186H126V188H125ZM167 186L169 187L168 189H167ZM187 186V185H186ZM17 187V186H16ZM31 187V188H30ZM54 187V188H53ZM77 187V186H76ZM93 187V188H94ZM206 188V189H204V188ZM48 188L50 189L49 191H48ZM61 188H62V191H61ZM74 188V187H73ZM104 188V187H103ZM101 189L100 190V192H103L102 190H104L105 189V191L107 192V187H105L104 189ZM193 188V189H194ZM71 189V188H70ZM75 189V188H74ZM91 189V190H90ZM110 189V188H109ZM156 189H157V191H156ZM160 189H162L161 191H158V190H160ZM171 189H176V187H171L170 188V190ZM177 189H179V187H177ZM24 190H23V192H24ZM42 190V191H41ZM53 190H54V193H53ZM71 190H73V189H71ZM90 192H92V193H88L89 191ZM129 190V191H128ZM191 190V189H190ZM205 190V191H204ZM59 191H61V192H59ZM84 191H87L86 193L84 192ZM105 191L102 193V194H104L105 193ZM115 191H113V192H115ZM127 191H128V193L129 194H127ZM151 191V192H150ZM175 191V190H174ZM78 192H77V194H78ZM112 192V191H111ZM116 192L114 193V194H116ZM154 193V195H153V193ZM27 193V194H28ZM31 193V195H32V191L30 192ZM58 193V194H57ZM126 193V194H125ZM138 193V192H137ZM20 194V193H19ZM46 194V193H45ZM44 194V195H45ZM49 194V200H52L53 198H54V196H51ZM100 193H98V195L97 196H91V199H92V197L95 199V202H97L98 200H102L103 201V199H102V197H101V199H99L100 198V195H99ZM111 194V193H110ZM113 194V193H112ZM134 194V193H133ZM189 194V193H188ZM217 194V195H216ZM6 195V194H5ZM23 195V194H22ZM22 195H21V197L20 198H13L12 200H11V198L9 199V200H11L12 201V203H15V204H18L20 201L19 200H23V199H21L22 198ZM44 195H42V196H44ZM82 195V193H80L79 195H78V197L79 196H81ZM106 195V194H105ZM118 195H116V197H118ZM152 196L156 201H154V199L152 198V197H150V196ZM170 195H169V198H170ZM18 196V195H17ZM24 196V195H23ZM28 196H29V194H28ZM39 196H41V195H39ZM56 196H55V198H56ZM60 196H63L62 194H60ZM71 196V195H70ZM74 196H76V195H74ZM103 196V195H102ZM121 196V197H122ZM131 196V197H130ZM134 196V197H133ZM14 197H16V196H14ZM30 197V196H29ZM38 197V196H37ZM50 197H51V199H50ZM58 197H57V199H58ZM64 197H66V196H64ZM77 197V196H76ZM77 197V198H78ZM82 197V196H81ZM98 197V198H97ZM106 197H109L110 198V200H111V195L110 196H106ZM120 197V196H119ZM129 197V198H128ZM133 197V198H132ZM163 197V198H162ZM168 197V196H167ZM174 197V198H173ZM55 198L53 199L54 201H55ZM60 198V197H59ZM72 198V197H71ZM103 198H105V197H103ZM131 198V199H130ZM151 198V199H150ZM162 198V199H161ZM173 198V199H172ZM177 198H179V200L177 199ZM188 198V197H187ZM223 198H225V199H223ZM14 199H16L17 201H15ZM19 199V200H18ZM33 199L35 200V198L33 197ZM37 199V198H36ZM47 199V198H46ZM78 199H80V198H78ZM90 199V197L87 199V201L88 200H90V202H93V200L94 199H92L91 200ZM96 199H97V201H96ZM107 199V198H106ZM137 201H136V200ZM168 198H166V202L168 201L167 200ZM184 199V198H183ZM220 199H221V201H220ZM222 199H223V202H224V200L226 201V202H224V208H223V206L222 205H219V203L220 202H222ZM8 200V199H7ZM29 200H31V197H30V199ZM33 200V201H34ZM38 200V199H37ZM62 200V199H61ZM109 200V201H110ZM113 200V199H112ZM115 200V199H114ZM128 203V205H127V207H129V205H130V207L129 208H127L125 205L127 204V203H125L124 204V202L125 201ZM148 200H152L154 203H150V201H148ZM177 200V201H176ZM194 200V201H193ZM10 201V202H11ZM15 201V202H14ZM27 201V200H26ZM44 201V200H43ZM99 201V202H100ZM116 201V200H115ZM116 201V202H117ZM122 201V202H121ZM135 201H136V203H138V201H139V203L137 204V207H136V203H135ZM141 201V202H140ZM180 201V202H179ZM183 203H182V202ZM206 203V201H207V203L206 204H201V203ZM218 201H220L219 203H218ZM23 202V203H22ZM40 202H41V200H40ZM39 201H38V203H34L33 205H37V206H40V204L42 205V204H44L45 202L47 203V201H44V203H40ZM131 202V203H130ZM178 202L180 203V204H178ZM184 202H185V205L187 206L186 208H182V206L184 205ZM192 202V206L190 205V203ZM193 202H197L196 204H197V206H194V205H196L195 203L193 204ZM7 203V202H6ZM27 203V202H26ZM29 203V202H28ZM27 203V204H28ZM45 203V204H46ZM49 203H51V202H49ZM57 203H58V201H57ZM60 203V202H59ZM118 203V202H117ZM120 203H122V204H120ZM132 203H134L135 205H133L132 206ZM150 203V205H148ZM157 203H155V204H157ZM21 204H24L23 206L24 207H26V209H27V207H28V205H26L25 203H24V201H21V203H19V205H18V208H19V210L18 211H20L21 212V208H23L22 207V205ZM32 204V203H31ZM54 204H56V203H54ZM107 204H109V203H107ZM142 204V205H141ZM143 204H145V205H143ZM177 204H178V206H177ZM207 204H208V206H207ZM2 205V204H1ZM50 205V204H49ZM122 205H124V207H126V208H123V206ZM140 205V206H139ZM181 205V206H180ZM202 205V206H201ZM7 206H8V204H7ZM46 206V205H45ZM122 206V207H121ZM143 206H144V208H143ZM146 206V207H145ZM191 206V207H190ZM195 207V210H194V207ZM205 206V208H202V207H204ZM219 206H221V208H219ZM31 207V206H30ZM29 207V208H30ZM141 209H140V208ZM149 207V208H148ZM189 207V208H188ZM5 207L3 206V209H4ZM9 208H10V204H9ZM43 208V207H42ZM120 208H119V210H120ZM135 208V209H134ZM150 209V210H145V209ZM166 209V211H165V209ZM177 208V209H176ZM188 208V211L186 212V210L185 209H187ZM226 209L225 211V213H224V211H222V213L221 214H223L224 213V215H219V214H217V211L219 212V210H223V209ZM2 209V210H3ZM11 209V208H10ZM14 209V208H13ZM21 209V210H20ZM139 211H138V210ZM174 209V210H173ZM189 209H191L190 211H189ZM194 211H193V210ZM6 211L7 210H9L7 207H6V209H5ZM16 210V209H15ZM28 210V209H27ZM26 210V211H27ZM33 210V209H32ZM36 210H38L39 211V209L37 208ZM97 210V209H96ZM128 210V211H129ZM142 210H143V212H142ZM173 213L174 211V213L172 214V215H169L171 212ZM182 210V211H181ZM4 211V210H3ZM10 211V210H9ZM9 211H7L8 212V214H9ZM22 211H25V208L22 210ZM41 211V210H40ZM124 211V210H123ZM145 211L147 212V213H145ZM167 211H169L168 213H167ZM194 212V213H192V212ZM14 213H15V211H13ZM12 212V213H13ZM31 212V211H30ZM42 212V211H41ZM122 212V211H121ZM142 212V213H141ZM11 213V214H12ZM19 213V212H18ZM24 213V212H23ZM25 213H27V212H25ZM24 213V214H25ZM29 213V212H28ZM47 213V212H46ZM48 213H49V211H48ZM47 213V214H48ZM97 212H95V214H96ZM102 213V212H101ZM140 213V214H139ZM163 213H166V214H164L163 215ZM189 213V214H188ZM94 214V215H95ZM129 214V213H128ZM143 214V215H142ZM168 214V215H167ZM183 214V215H184ZM193 214V215H192ZM18 215V214H17ZM16 215V216H17ZM41 215V214H40ZM49 215V214H48ZM47 215V216H48ZM56 215V214H55ZM58 215H60V213L58 214ZM63 215V214H62ZM71 215V214H70ZM82 215H83V213H82ZM93 215V214H92ZM100 215V214H99ZM165 215L168 217V216H170V217H172V219H169V218H167V217H165ZM176 215V216H177ZM218 215V216H217ZM19 216V215H18ZM22 216V215H21ZM47 216H46V218H47ZM52 216V215H51ZM48 217L47 219H51L52 217ZM57 216V215H56ZM138 216V217H139ZM158 216L159 217H161V219H159L158 218ZM185 216V215H184ZM193 217V221H192V217ZM4 217V216H3ZM8 217H10V216H8ZM7 217V218H8ZM84 217V216H83ZM95 217V216H94ZM139 217V218H140ZM165 217V218H164ZM178 217V216H177ZM181 217V219L182 218H184L183 216H180L179 215V217L178 218H180ZM187 217H185V218H187ZM191 217V218H190ZM204 217H207L208 218V220H207V218H204ZM11 218H14V216L13 217H11ZM18 218V217H17ZM20 218V217H19ZM18 218V219H19ZM62 218V217H61ZM65 218V217H64ZM63 218V219H64ZM74 218V217H73ZM72 218V219H73ZM82 218V217H81ZM143 217H141V219H142ZM157 218H158V221H157ZM176 218V217H175ZM174 218V219H175ZM177 218V219H178ZM16 219V218H15ZM42 219V218H41ZM40 219V220H41ZM59 219V218H58ZM67 219V218H66ZM66 219H64V220H66ZM70 219V218H69ZM153 219V218H152ZM162 219H165V220H163L162 221ZM167 219V220H166ZM204 219H206L205 221H208L207 223L208 224H206L205 222H204V224H206V227H208L209 228V233L208 234H206V235H204L205 234V232H204V234H202V229H203V222H202V220L204 221ZM10 220V219H9ZM9 220H6V221H9ZM13 220V219H12ZM23 220H25V219H23ZM22 220V221H23ZM43 220V219H42ZM41 220V221H42ZM85 221H86V219H84ZM96 220V219H95ZM176 220V219H175ZM195 220V221H194ZM1 221V220H0ZM11 221V220H10ZM59 222L58 223H60V221H62V220H58ZM67 221V220H66ZM71 221V220H70ZM85 221H80V222H83V223H85L84 224V228L86 229L87 228V226L88 225H86V222ZM88 221V220H87ZM90 221V220H89ZM150 221V222H149ZM174 221V220H173ZM181 221V220H180ZM16 222V221H15ZM52 222H54V221H52ZM51 222V223H52ZM57 222V221H56ZM55 222V223H56ZM65 222V221H64ZM80 222H77L76 221V223H75V221L73 222L74 224H75V226H74V224H72L73 226H74V229L75 228H77L76 230H79V231H81V233H78L77 231H74V233L73 234H70V235H68L69 237L67 238V239H63L62 240V243L63 244H66V245H61L62 247L60 248L59 246H57L56 245V247L57 248H55L54 250L53 249H51V250H53L52 252H50V253H47L46 254V252L44 253L43 251H41V252H36V251H32V252H27V253H24V251H22L24 254H20V252H18L17 253V255H18V258L19 259H17V261H15L16 263L15 264H97V262L99 263V264H101V262H102V264H104L103 262L105 261V263H108L106 260H108V261H111L112 262V257L114 256V259L115 258H120L122 255H131V254H128L127 252H126V250L130 253L131 251H129V249L128 248H130L131 247V245L130 244H132V248H130V250H132V251H135L136 249H138L139 250V248H140V244H145V246L144 245H141V248L142 249H144V248H146V243H147V241L149 240V238L151 237V238H153V239H155L154 237V235H156L157 236V233L156 234H154L153 232H152V236L150 235L149 236V238H148V236L147 235H149L151 232V230L150 229H148V232L146 231L147 230V227H144V228H146L145 230L144 229H141V231L143 232L144 231V234L146 235V233H149V234H147L146 235V237L148 238L147 239V241H146V237H143V236H141V235H144V234H142V232L140 231V229L139 228H137V227H139V225L135 228L136 229V231L138 230L139 232H138V234H139V236H138V238H144V239H138V241L140 240V242L139 243H137L138 241H136V239H134V234H136L137 232L135 231V230H130L131 232H130V234L128 235L129 236V242H128V240L126 239V241H125V245H127V243H129V245H127V246H125V245H123V244H121V243H123V242H121L120 244L122 245H120L119 243L117 244V243H115L114 241H111V242H113V243H110V244H115L114 246H117V247H110L108 244H105V241L107 240V241H109L110 242V239L112 240V239H118V238H114V237H116V235H118L119 234V231H120V233L121 232H124L121 228L119 229V228H117V229H115L116 227H114V230L113 229H111L110 230V232H109V230H108V233H106L105 232V234H107L108 236H110L111 234L110 233H112L113 231V234L110 236V237H112V238H108V237H106L107 235H105V234H103V228H102V231L100 230V227H103V226H99V224H98V226H99V230L102 232V233H100V234H98V236L100 235L102 238L104 237V235H105V241H103V239H101V238H99L100 239V241H102V242H104V243H102V242H100V246H102V245H104L103 247H105L106 245L108 246V248L107 247H105L104 249H103V247H98L99 249H96L94 246L96 245V247L99 245V244H94V245H92V241H94L93 240V238H91L90 239V237L93 235V234H95V236L93 235V237H95L96 238V236H97V230H95V227L93 228L95 231V233L92 231V233H86V230H81L82 228H83V224L82 223H80ZM150 224H149V223ZM168 222V223H169ZM179 222V220L177 221V223ZM184 222V221H183ZM189 222V221H188ZM194 222H195V224H194ZM3 223V222H2ZM14 223V221L11 223V224H13ZM36 223H37V220H36ZM66 223V222H65ZM69 223L70 222H68V227H69ZM79 223V224H78ZM135 223V222H134ZM137 223V222H136ZM145 223V222H144ZM166 223H164L163 225H164V227H165V225H166ZM176 223V224H177ZM182 222H180V224H181ZM7 224V223H6ZM17 224V223H16ZM38 224H39V221H38ZM53 224V223H52ZM71 224V223H70ZM78 224V225H77ZM82 224V225H81ZM125 224V223H124ZM139 224H140V222H139ZM190 224V223H189ZM222 224V225H221ZM7 225H9V224H7ZM20 225H21V223H20ZM20 225L18 226V227H20ZM33 225V224H32ZM41 225H43L42 223L40 224V226ZM54 225V224H53ZM53 225H51V230H49V228L47 229V228H44L43 226V228L41 227V230H37V229H35V226H31L32 227V229L29 227V228H26V230H28V231H25L24 230V228L22 229V230H24V232L23 231H21V232H23L24 234H25V232L28 234V237H32L34 234V236L33 237H36V234L38 233L39 234V232L41 231V232H43V230L42 229H45V232H49L48 234H50V233H52V236L54 237V240H55V238H56V240H60L59 238H61L62 236H59V231H60V229L59 228H57V232L54 230V228H56V226L54 227ZM79 225H81V226H79ZM101 225V224H100ZM120 225H122V223L120 224ZM137 225V224H136ZM162 225V226H163ZM218 225L221 227H218ZM4 227L6 226V225H3ZM15 226V225H14ZM30 226V225H29ZM64 226V225H63ZM66 226H67V224H66ZM86 226V227H85ZM98 226H97V229H98ZM118 226V225H117ZM142 226V225H141ZM144 226V225H143ZM158 226V227H157ZM174 226V225H173ZM177 226V225H176ZM180 226V225H179ZM178 226V227H179ZM182 226V225H181ZM36 227L39 229L40 227L39 226H37L36 225ZM68 227H67V229H68ZM163 227V228H164ZM183 227V226H182ZM9 228V227H8ZM11 228H12V226H11ZM16 228H17V226H16ZM35 230H37V231H35ZM83 228V229H84ZM88 228H91V224H90V227L88 226ZM90 229V230H93V229ZM154 228H157V230L156 229H154ZM184 228V227H183ZM193 228V227H192ZM205 228V227H204ZM0 229H2V228H0ZM14 229V228H13ZM19 229V228H18ZM66 229V228H65ZM134 229V228H133ZM161 229V228H160ZM190 229V228H189ZM219 229V230H218ZM222 231H221V230ZM21 230V229H20ZM30 230L32 231V232H30ZM33 230H34V232H33ZM47 230V231H46ZM53 230V231H52ZM98 230V231H99ZM116 230H119V231H116ZM122 230V231H121ZM173 230V229H172ZM10 231H12V230H10ZM72 231V230H71ZM145 231H146V233H145ZM219 233H218V232ZM1 232V231H0ZM8 232V231H7ZM28 232H30V233H32V234H30V233H28ZM76 232V233H75ZM83 232V233H82ZM97 232V233H96ZM134 232V234H133V239H134V244H135V246H136V244H137V246L139 245V247H135V246H133V240H132V238L130 237V235L132 234ZM136 232V233H135ZM221 232L223 233V234H221ZM3 233V232H2ZM44 233V232H43ZM66 233H67V231H66ZM70 233V232H69ZM68 233V234H69ZM72 233V232H71ZM86 233V234H85ZM116 233V235L115 236H113L114 234ZM125 233H129V231H126ZM172 233H173V231H172ZM174 233H176V231L174 232ZM174 233H173V235H174ZM5 234V233H4ZM4 234H3V236H4ZM7 234V233H6ZM27 234H25L24 236H26ZM47 234V235H48ZM55 234H56V236H55ZM78 234V235H77ZM89 234H90V236H89ZM103 234V235H102ZM141 234V235H140ZM160 234H158V235H160ZM217 234H219V235H221L222 237H220L221 239H219L217 236ZM40 235V234H39ZM76 235V236H75ZM137 235V234H136ZM144 235V236H145ZM176 235V234H175ZM205 237H204V236ZM59 236V237H58ZM71 236V237H70ZM132 236V235H131ZM170 236V235H169ZM1 237V236H0ZM5 237H6V235H5ZM49 237V236H48ZM52 237V238H53ZM161 237H159L158 236V238H157V240L159 241L160 239H161ZM182 237V236H181ZM8 238V237H7ZM23 238H25V237H23ZM26 238H27V236H26ZM30 238H29V240H30ZM52 238H50V239H52ZM66 238V237H65ZM94 238V239H95ZM184 238V237H183ZM32 239V238H31ZM97 239V238H96ZM109 239V240H108ZM166 239H167V236H166ZM166 239H165V242H167L166 241ZM169 239V238H168ZM192 239V240H193ZM26 240H28V239H26ZM64 240H66V241H64ZM132 240V241H131ZM145 242H144V241ZM185 240V239H184ZM188 240V239H187ZM116 241H121V239L119 238V240H116ZM122 241H124V239L122 240ZM155 241V240H154ZM191 241V240H190ZM91 242V243H90ZM93 246L92 248H95L96 250V252L94 251V249H92L91 248V246L89 247V245L90 244ZM156 242H154V244H155ZM184 243V242H183ZM190 243V242H189ZM193 243V242H192ZM102 244V245H101ZM117 244V245H116ZM157 244V243H156ZM118 245L121 247V249H120V247H119V250L117 249L118 248ZM151 245H152V243H151ZM162 245V244H161ZM221 245V246H220ZM66 248H65V247ZM82 246V247H81ZM83 246H85V247H83ZM87 246V247H86ZM125 246V247H124ZM130 246V247H129ZM142 246H144V247H142ZM149 246V248H152V250H155L154 252L156 253H154V255H153V252H152V250L151 251H148L147 249H145V254H143L142 253V257L144 258H140V260H138V264H139V262H140V264H145V263H150V264H152L151 262H153L154 264H158L159 262V260H160V263H161V261L164 259V257H165V259H164V261H166V256H168V255H166V256H163V259H162V257H161V253H158V251L156 250L157 248H154L155 247V245H153L152 247H150V244L148 245ZM148 246H147V248H148ZM160 246V245H159ZM158 246V247H159ZM78 249H77V248ZM110 247V248H109ZM127 248L126 250L124 249V248ZM134 247H135V249H134ZM192 247V246H191ZM83 248H86V249H83ZM102 248V249H101ZM114 248V249H113ZM140 248V249H141ZM148 248V249H149ZM154 248V249H153ZM190 248V247H189ZM103 250V251H101V250ZM122 249H124L125 250V253H123L124 251L122 250ZM141 249V250H142ZM177 249V248H176ZM98 250H100L99 251V255L97 256V257H95L96 255H94V252L96 253V254H98L97 252H98ZM120 250H122L121 251V254L119 255L118 253L120 252ZM150 250V249H149ZM171 250V249H170ZM181 250V249H180ZM40 251V250H39ZM119 251V252H118ZM140 251V250H139ZM144 251V250H143ZM142 251V252H143ZM147 251H148V253L149 254H151L152 253V258H151V255H149L148 253H147ZM166 251V250H165ZM179 251V250H178ZM182 251V250H181ZM21 252V253H22ZM26 252V251H25ZM44 253V255L45 256H43V253ZM184 252H185V250H184ZM29 253V254H28ZM42 253V254H41ZM123 253V254H122ZM177 253V252H176ZM175 252L173 253V254H176ZM187 253V252H186ZM223 253V252H222ZM229 253V254H228ZM10 254H11V252L8 254V256L10 257ZM116 254H118V255H116ZM135 254H136V252H135ZM139 254V253H138ZM140 254H141V252H140ZM149 255L150 256V258H148L149 260H151V262L149 261V260H146L147 258H146V255ZM169 254H171V253H169ZM189 254V255H190ZM224 254V253H223ZM0 255H4V253L2 254V253H0ZM6 255V254H5ZM4 255V256H5ZM36 255V256H35ZM39 255H42V257L41 256H39ZM47 255V256H46ZM116 255V256H115ZM137 255V254H136ZM147 255V257H149ZM158 255H160V256H158ZM182 255V254H181ZM185 255V254H184ZM230 255V256H229ZM233 255V256H232ZM21 258H20V257ZM117 256H120V257H117ZM180 256V255H179ZM183 256V255H182ZM221 256V255H220ZM24 257H26V258H24ZM28 257V258H27ZM124 256H122V258H120L119 259V261H117L118 259H115L114 261H113V263L114 264H121V259H123V263L125 264V262H126V264H127V261H128V258H127V260H126V257H129V256H125V258H123ZM154 257H156L155 258V260L157 259H159L158 261L156 260L155 262L153 261L154 260ZM159 257V258H158ZM161 257V258H160ZM181 257V256H180ZM222 257V256H221ZM231 257H232V260H231ZM5 257H3V259H4ZM29 258H32L33 260L31 261V262H28V260H25V259H29ZM131 258H133L132 256H131ZM131 258H129V260L131 261ZM135 258H136V256H135ZM135 258H133V260L135 259ZM138 258V257H137ZM188 258H190V257H188ZM205 258H209L208 259V261H207V263H205L206 261H204V259ZM2 259V258H1ZM25 260V262H23L24 260ZM110 259V260H109ZM153 259V260H152ZM162 259V260H161ZM170 259H172V257L170 258ZM169 259V260H170ZM176 259V258H175ZM191 259V258H190ZM20 260H22V262L20 261ZM121 260V261H120ZM126 260V261H125ZM146 260V261H145ZM173 260V259H172ZM188 260V259H187ZM4 261V260H3ZM135 261V260H134ZM134 261H133V264H134ZM142 261H144V262H142ZM149 261V262H148ZM191 261V260H190ZM193 261V260H192ZM201 261H204V263H202ZM224 261V260H223ZM230 263H229V262ZM5 262H6V264H8L7 263V259L5 260ZM4 262V263H5ZM115 262H117V263H115ZM137 262V261H136ZM135 262V264H137ZM156 262H158V263H156ZM167 262V261H166ZM1 263H3L2 262V260H1ZM122 263V264H123ZM132 263V262H131ZM162 263H163V261H162ZM170 263V262H169ZM172 263V262H171ZM11 264V263H10ZM108 264H110V263H108ZM112 264V263H111ZM128 264H130L129 262H128ZM186 264V263H185Z\"/></svg>","mask_w":264,"mask_h":264},{"label":"rangeland","instance_id":"obj_2","mask_svg":"<svg viewBox=\"0 0 264 264\" xmlns=\"http://www.w3.org/2000/svg\"><path fill=\"white\" fill-rule=\"evenodd\" d=\"M5 1V2H4ZM42 1V0H41ZM40 0H0V48L2 49L3 47H2V45H3V42H4V40L6 39L7 41H11L12 43H10L9 42V44H12V45H10L12 48H13V45H15L14 46V50H15V47H17L19 44H22V47H23V49L21 48V46H20V49L18 50L17 49V53H20L22 50V52L24 53H27V54H25V56L26 57H22V61L20 60L21 58H15L14 56L15 55H13L12 53H10L9 51H12L13 49H11V47H8V45H7V47H5L4 45V48H3V50H5V51H3L4 52V55H5V53L6 52H9L10 53V55H9V57H8V55H6V56H4V58L5 57H8V58H5V60H6V62H7V60L9 59V63L7 62V64H10V60L12 59L14 62L15 61H17L18 62V64L20 63V65H18L17 63V67H15L16 68V70H17V73H19L18 74V76L21 74V73H24L22 76H25L26 74V72L25 71H27V72H29V70H30V72L29 73H27L28 75V77H29V75H30V77H35L33 74H35L34 72L32 73V71H34L35 70V72L37 71V72H39L40 70H41V66H42V64H40L41 63V58H43V56H45L44 57V60H47L48 61V63L51 65V70H48L49 72L50 71H52V73H60L62 70H63V72L65 71V73H67L66 75L67 76H69L68 74H70V73H68V72H66V70H70L71 69V66L70 65H68V68L65 70V69H63V67H61L62 65H61V63H62V60H61V63H59V62H57L60 66L58 67V68H56V70L54 71V67L52 68V66L54 65V64H52V62H55V61H58V59L56 60V54H55V58H53L52 57V54H51V49L54 51V49H55V44L56 43H58V44H61V45H59V47L60 46H62V44H65V43H67L66 45H68L69 46V44H71V46L70 47H72V45H73V47H76L74 44H76V45H78V49L75 51V49L76 48H73L72 47V49H74V50H71V48H69L68 50L71 52L68 56L71 58V60L73 59V60H75V59H79V55H80V59L81 60H85L86 58H85V56H87V54L89 55L88 57V60H85L86 62H84V63H81V64H83V65H81V64H79L78 66H80V67H82V69L84 70V69H86L87 70V68H88V70L86 71H84L85 73H87L88 71H89V76L91 77H89L90 79L87 81V79H85L84 81H85V83H82V84H80L78 81L76 82V83H74V84H76V85H79V86H81L82 88L81 89H83L82 91H84V93H85V95L87 96V97H91V98H93V99H95V98H97L96 99V101H101L102 102V99H105V97H107V96H105L104 98H103V95H104V93H106V91L103 93V91H102V88H103V86L105 85V89H110L111 91H112V89H114L115 91H117V89L118 90H121L120 91V96H124L125 95V93L126 92H130L131 90H133V92H134V88L132 89V87L134 86V84H137V82L135 81L136 79L135 78H138V80L137 81H139V77H142V78H144L146 75V77L147 78H145L146 79V81L148 80V79H151V78H148V75H150V76H156V78H157V76L160 78V76H164L165 74L167 75V76H169V74H171V72H172V74H171V77H173L172 75L174 74V76H175V74H176V76H177V73H176V69H175V73H174V71L173 70H170V69H173V67H177L178 66V64H180L179 62H180V56H181V52L180 51H182L183 52V50L184 51H186L187 50V52L189 53V55L190 56H188V60H187V64H188V67L190 68L189 70H188V74H187V77L189 76V80L191 79V76H192V78H194L193 77V72L194 73H196L197 72V74L200 76V75H202L203 76V74H205L206 76H207V74H208V71H209V67H211L210 69H212L213 70V68L215 67H217L216 65H218V63H219V67H218V69H216L217 71L219 70V68H220V70H221V66H220V64H221V61L220 60H218V59H216V58H213L212 57V59H210V57L208 56V55H206L207 53H203L204 52V50H206V48H207V46H209V45H204V43H202V39L204 38V37H206V38H210L211 39V41L212 40H217L219 43L220 42H227L228 44H226V45H228V48H226L225 49V57H227V58H229V60H231V61H228V64H230L231 62V64H233V61H234V59L235 58H237L236 59V61L238 60V58L240 59L241 58V60L243 61V65H244V67L242 68L243 69V71L242 70H240V71H237L238 73H244V76H245V80H243L242 78V80L245 82H242V80L240 81V82H242V84L241 85H243V84H245L246 85V87H247V89H248V87H250L252 90H254V92H253V94H255L256 93V95H255V97L257 96V94H259L260 92H264V79H262L263 78V75H264V53L261 51L263 48H264V46H262V45H264V42L262 41V39L260 38V37H262L263 39H264V5H262V0L260 1V0H187V1H185V0H171L172 2V4H168L169 5V7H168V9H166L165 7H164V5H166V3L161 7V4H163L162 2H160L159 4L160 5H157V7L159 6V8L161 7V8H165L166 9V15H167V22H166V24H165V26L166 27H164V29H162L161 31H160V29L159 30H157L158 28H157V26L158 25H156L155 26V28H157V29H155L154 31H151V32H153V35H149V34H147V33H145V27H146V25H148L147 27H149L150 25H151V19L153 20L152 22H154L155 20V22L157 23L158 21V18H160L159 17V14H161V11H162V9L160 8V10H158V9H156V11L155 12H153V16L151 17V15H145V14H148L147 12H152V11H154V10H151L150 9V7L153 5V4H151V5H149V7H145V6H147L148 4H146L149 0H147V2L145 3V1H143L144 3H145V6H143L144 4L142 3V0H139V1H137V0H119L120 1V3H119V5L117 4V3H115V0H114V2L111 0V2L109 1V6L106 8L105 6H107V4L106 3H104V2H106V0H94L95 1V4H96V2H97V6L96 5H93L91 2V6H93V7H95L96 6V8L98 9L97 11H100V6L101 5H103V3H104V5L102 6V8H104L103 10H105L104 12H103V14L105 13H109V15L107 14V15H103L104 16V18L103 17H101V19H99L100 18V16H96L95 14H94V16H96L97 17V19H95V18H93V17H91L90 19H89V16H92V14L91 15H89L90 13H94V11L92 10V9H90L91 7L90 6H88L89 8H87V5H86V1H83L82 0V3H80L79 2V0H78V3H77V0H75V2L76 3H73L74 2V0H73V2H71V4L69 3V6H68V4H66V1L67 2H69V0H66L65 2H64V0H59V1H61L62 3V6H61V4H60V2H58V0H43L44 1V3H43V1L41 2ZM71 1V0H70ZM93 1V2H94ZM108 1V0H107ZM118 1V2H119ZM155 1H157V0H154V2ZM164 1H166V0H164ZM17 2V3H16ZM19 2V3H18ZM64 2V3H63ZM84 2V3H83ZM88 3H89V0L87 1ZM117 2V1H116ZM141 2V3H140ZM149 2H152V1H149ZM148 2V3H149ZM166 2H169V1H166ZM39 3H40V5H39ZM79 3H80V5H79ZM87 3V4H88ZM101 3V4H100ZM123 5H122V4ZM135 3V4H134ZM138 5H137V4ZM156 3V2H155ZM170 3V2H169ZM17 4V5H16ZM43 4V5H42ZM86 5V8L87 9H84L85 11L87 10V14L89 15V16H84V19L86 18V19H88L86 22L85 21H83V16H80L79 15V11H80V13H82L81 11H83V9L82 10H79V9H81V8H85L84 7V5ZM128 4V5H127ZM131 4H132V6H131ZM142 4V5H141ZM150 4V3H149ZM156 4H158V1H157V3ZM21 5V6H20ZM37 5V6H36ZM39 5V6H38ZM76 5V6H75ZM83 5V6H82ZM99 5V6H98ZM118 5V6H117ZM134 5V6H133ZM139 5H140V8H139ZM167 5V6H168ZM2 6V7H1ZM14 6V7H13ZM43 6V7H42ZM81 8H80V7ZM111 6V7H110ZM122 8H121V7ZM138 6V7H137ZM7 7H9L8 9H7ZM20 7H22V8H20ZM55 7V8H54ZM59 7V8H58ZM62 7V9H60ZM92 7V8H93ZM100 7V8H99ZM119 7V8H118ZM124 7V8H123ZM136 7V8H135ZM183 7H184V9H183ZM189 7V8H188ZM10 8H11V10H10ZM37 8V9H36ZM41 10H39V9ZM59 10H57V9ZM65 8V9H64ZM78 10V12L76 11V9ZM115 8V9H114ZM130 8V9H129ZM132 8V9H131ZM143 8V9H142ZM4 9V10H3ZM21 9V10H20ZM36 9V10H35ZM89 9L90 10H92V11H90L89 12ZM95 9V8H94ZM112 9H113V11H112ZM134 9V10H133ZM151 11H150V10ZM165 9H163V10H165ZM181 10V12H182V10H184V12H186L187 14H189V13H191V15L193 14H195L194 16H196V13H198V12H202L203 11V9H207V13L209 12V13H211V15L214 17L215 16V18L217 17V23H214V24H216V25H212V27L209 25V24H212V23H210V22H208L209 24H207L206 23V25H209L210 27H211V29H210V27L208 28V29H210L209 31H206V30H208V29H205L204 27H203V25L205 24L204 22H206L207 21V19H206V21H205V19H204V22H198V19L199 18H203L204 16H202V15H199V14H197V16H201V17H197L196 16V18H198V19H196V21L195 20H193L194 22H196V25H194V24H192V25H190V24H188V23H186L185 21V23H183V24H181V26L183 25L184 26V29H178L179 27L178 26H180L179 24L181 23L179 20H175V19H178V18H173L174 17V15H175V17L176 16H178L179 17V13H178V11H180ZM8 10V11H7ZM27 12V13H25V11ZM38 10V11H37ZM62 10H63V12H62ZM67 10H68V13H69V15H71V13H72V17H73V20H74V25L77 23V22H79L80 23V25L78 24H76L75 26L73 25V22L71 21L72 20V18H67L66 20H65V14H67L68 15V13H66L67 12ZM74 10H75V12H74ZM102 10V11H103ZM110 10V11H109ZM132 10V11H131ZM137 12H136V11ZM143 10H144V12H143ZM148 10V11H147ZM157 10H158V12H157ZM173 10H175L173 13L171 12V11H173ZM17 11V12H16ZM21 11H23V13L25 14H22L21 13ZM64 11H65V13H64ZM108 11V12H107ZM135 11V12H134ZM147 11V12H146ZM191 11H193L194 13H192ZM6 12H7V14L9 15L10 14V16H7V14H6ZM9 12V13H8ZM33 13L32 15H33V17H29V16H32L30 13ZM36 12V13H35ZM73 12L75 13V15L78 13V15H79V17H82V18H76V20H75V17L77 16H74V14H73ZM84 12V11H83ZM141 14H140V13ZM163 12H165V11H163ZM180 12V13H181ZM196 12V13H195ZM18 13V14H17ZM40 13V14H39ZM60 13V14H59ZM95 13H96V11H95ZM124 13V14H123ZM132 13H135V14H132ZM138 13V15H136ZM144 13V14H143ZM155 13H157V14H155ZM175 13V14H174ZM176 13L178 14V15H176ZM203 13V12H202ZM84 14H85V12H84ZM101 14H102V12H101ZM121 14H122V16H121ZM139 14H140V16H139ZM149 14H152V13H149ZM164 14V15H165ZM173 14V15H172ZM205 14H206V11H205ZM6 15V16H5ZM111 15V16H110ZM125 15V16H124ZM144 15V16H143ZM165 15V16H166ZM170 15L172 16V17H170ZM192 15V16H193ZM204 15V14H203ZM207 15V14H206ZM13 16V17H12ZM36 16V17H35ZM38 16V17H37ZM105 16L107 17V18H105ZM108 16H109V20H111V22L108 20V23H106L105 21H106V19H108ZM129 16V17H128ZM134 16V17H133ZM139 16V17H138ZM156 16H158L157 18H156ZM161 16H163V15H161ZM164 16V17H165ZM193 16V17H194ZM208 17L210 16L209 14L207 15ZM6 17V18H5ZM12 17V18H11ZM71 17V16H70ZM99 17V18H98ZM112 17V18H111ZM143 17V18H142ZM8 18V19H7ZM28 18V19H27ZM102 18L103 19H105L104 21L102 20ZM129 20H128V19ZM138 18V19H137ZM141 18V19H140ZM146 20H145V19ZM150 18V19H149ZM171 19V21L169 22L168 20L169 19ZM210 18H212L211 16H210ZM12 19H13V21H12ZM23 19V20H22ZM69 19V21H67ZM71 19V20H70ZM77 19H79V21L77 20ZM99 19V20H98ZM132 19V20H131ZM134 19V20H133ZM144 19V20H143ZM149 19V20H148ZM161 19V18H160ZM172 19H174V20H172ZM195 19V18H194ZM20 20V21H19ZM92 20H94V21H92ZM102 20V21H101ZM143 20V21H142ZM162 20V19H161ZM160 20V21H161ZM164 20V19H163ZM162 20V21H163ZM200 20V19H199ZM209 20V19H208ZM211 20H213V21H215L216 22V19L214 20V18H212ZM7 21H9V22H7ZM72 22V24H71V22ZM75 21H76V23H75ZM81 21V22H80ZM119 21V22H118ZM128 21H129V23H128ZM132 21H133V23H132ZM134 21H135V23H134ZM141 21V22H140ZM201 21V20H200ZM70 22V23H69ZM85 22V23H84ZM123 22V23H122ZM126 22H127V24H126ZM155 22H154V25H155ZM174 22V23H173ZM188 22V21H187ZM200 24L199 26H200V28H204L203 30H204V32H207V34H204V35H206V36H204V35H202V34H200V36L202 37L201 39L198 37V39L199 40H201V42H199V40L198 39H196L197 37L195 36V39L196 40H194V35L193 34H195V33H193V32H195V31H197L196 29H194V28H199V26L197 25L198 23ZM114 23V24H113ZM165 23V22H164ZM202 23H204L203 25H202ZM107 26H106V25ZM109 24V25H108ZM113 24V25H112ZM132 24V25H131ZM138 24V25H137ZM146 24V25H145ZM150 24V25H149ZM168 24V25H167ZM184 24H186V26L189 28V26H190V31L189 30H186V29H188L187 27H185V25ZM189 26H188V25ZM135 25V26H134ZM136 25H137V27H136ZM143 25V26H142ZM145 25V26H144ZM161 25V24H160ZM164 24H163V22H162V26H163ZM72 26V27H71ZM132 26H134V30H136L137 28H138V30L139 31H135L134 32V30H133V27ZM180 26V27H181ZM182 26V27H183ZM16 27V28H15ZM70 27V28H69ZM78 27H79V30L80 31H78ZM86 30H84L83 28ZM87 29H86V28ZM106 27H107V29H108V31H107V29H106ZM206 27V26H205ZM3 28V29H2ZM74 28H76V29H74ZM143 28V29H142ZM151 28V27H150ZM161 28V27H160ZM169 28H171V29H169ZM186 28V29H185ZM207 28V27H206ZM39 31H38V30ZM60 29V30H59ZM67 29V30H66ZM83 29V30H82ZM105 29H106V34H104V31H105ZM109 29H111V30H109ZM129 29H130V31H129ZM131 29L133 30V32H131ZM149 29V28H148ZM147 29V30H148ZM153 29H154V26H153ZM192 29H194V30H192ZM32 30V31H31ZM51 30V31H50ZM53 30V31H52ZM68 30H69V32H68ZM146 30V31H147ZM179 30H181V31H179ZM26 31H27V33H26ZM35 31V32H34ZM47 31V32H46ZM56 31V32H55ZM66 31V32H65ZM71 31V32H70ZM73 31V32H72ZM85 31V32H84ZM150 31V30H149ZM157 31L159 32V33H157ZM169 31V32H168ZM188 32L189 31V33L191 32V31H193V32H191L190 33V36L188 35L189 33H186V35H185V32ZM34 32V33H33ZM43 32V33H42ZM127 32H129V33H127ZM145 34H144V33ZM156 32V33H155ZM175 33V32H178L177 34H173V33ZM256 32H259V35H258V33H256ZM36 33V34H35ZM155 33V34H154ZM164 33V34H163ZM167 33H171L172 34V37H170L171 36V34H170V36H169V34H167ZM182 35H181V34ZM257 35H256V34ZM33 34H34V36H33ZM38 34V35H37ZM69 34V35H68ZM104 34V35H103ZM151 34V33H150ZM158 34V35H157ZM163 34V35H162ZM130 35V36H129ZM184 35H185V37H184ZM33 36V37H32ZM102 36V37H101ZM132 36V37H131ZM165 36V37H164ZM178 36H179V38H178ZM184 37V39H183V37ZM204 36V37H203ZM255 36V37H254ZM257 36V37H256ZM87 37V38H86ZM149 37H150V39H149ZM157 37V38H156ZM168 37V38H167ZM176 37H177V39H176ZM193 37V38H192ZM254 37V38H253ZM117 38H118V40H117ZM133 38V39H132ZM177 40L176 42L178 43L177 45L176 44H173L172 46H171V44L170 43H168L169 42V39H171V40H174L175 41V39ZM131 39L133 40V43H131V44H136L137 42H138V44H140L139 46H138V44H137V47L135 48V50H138L137 51V54L139 55V57H141V56H143V57H146V58H142V60L144 59V61L145 62H147V61H149V65H150V62H152V64H153V66H149L147 63H146V65H145V67L143 68V66H141L142 68H141V71L139 70V68H137V66H138V64L136 63L137 61H139V59L140 58H138L137 59V57H135L134 55V57L137 59V61H135V63H134V61L132 60L133 58L132 57H130V59H127V58H129V56H131L132 54H130L129 56H127L126 57V55H124V54H126L127 52H130V50L131 49H134V46L133 45H130L129 44V42L131 41ZM152 39V40H151ZM164 39V40H163ZM181 39V40H180ZM191 39H193V41L191 40ZM208 39H205V40H208ZM209 39V40H210ZM5 40V43L4 44H6L7 43V41ZM28 40V41H27ZM157 40V41H156ZM197 40H198V42H197ZM208 40V41H209ZM252 40V41H251ZM65 43H64V42ZM134 41L136 42V43H134ZM146 41H148V42H146ZM164 41H166L165 43H164ZM174 41H172L173 43H176V42H174ZM179 41H180V43H179ZM184 41V42H183ZM204 41V40H203ZM207 41V42H208ZM251 41V42H250ZM14 42H17L18 44H17V46H16V43H14ZM30 42V43H29ZM61 42V43H60ZM63 42V43H62ZM86 42H88V45H90V46H88V47H90V50L88 51V53L85 55L84 53L86 52V51H84V48L86 47V48H88L87 46H84L83 48H81L80 47V45H85L86 44ZM132 42V41H131ZM139 42H141V43H139ZM155 42H157V44H155ZM171 42V41H170ZM183 42V43H182ZM187 42V43H186ZM193 42V43H192ZM216 42V41H215ZM218 42H216V43H218ZM247 42H249L250 44H251V46L250 45H248V43ZM261 42H262V44H261ZM26 43H28V44H26ZM74 43V44H73ZM83 43V44H82ZM85 43V44H84ZM93 43H94V45H93ZM96 43V44H95ZM124 43V44H123ZM143 43H145L146 45L143 47ZM150 43V44H149ZM164 43V44H163ZM203 44V45H200V44ZM210 43H212V42H208V44H210ZM216 43H214L215 45H216ZM219 43L217 44L218 46H216L215 47V45H211V46H214V48H217V47H220L219 46ZM247 43V44H246ZM8 44V43H7ZM34 44V45H33ZM97 44H98V46H97ZM100 44V45H99ZM126 44V45H125ZM161 44V45H160ZM163 44V45H162ZM167 44V45H166ZM170 44V45H169ZM183 44V45H182ZM196 45L197 46V44H198V49L195 47L194 48V45ZM92 45V46H91ZM106 45V46H105ZM127 45H128V47H129V45L132 47H130V48H127ZM147 45L149 46V48L147 47ZM176 45V47H174ZM192 45V46H191ZM200 45V46H199ZM245 45V46H244ZM246 45H248V46H246ZM28 46V47H27ZM32 46V47H31ZM36 46V47H35ZM41 46V47H40ZM53 46H54V49H53ZM57 46V45H56ZM67 46V47H68ZM102 46V47H101ZM124 46V47H123ZM166 46V47H165ZM201 46H203V48L201 47ZM206 46V47H205ZM210 46V49L212 48ZM236 46H240V48L239 47H237L236 48ZM262 46V47H261ZM58 47V46H57ZM56 47V48H57ZM67 47L65 46L64 48L65 49H67ZM92 47V48H91ZM101 47V48H100ZM105 47H107V48H105ZM121 47L123 48V49H121ZM145 47H147L146 48V50L144 51V48ZM153 47L155 48V50L153 49ZM159 48V49H157V48ZM170 47H171V50L173 49V51H171L170 50ZM178 47H180V49L178 48ZM188 47V48H187ZM193 47V48H192ZM199 47L201 48V50L199 51ZM223 47H225V46H223ZM18 48H19V46H18ZM34 48V49H33ZM40 48V49H39ZM44 48V49H43ZM51 48V49H50ZM61 48V47H60ZM60 48H59V50L58 49H55V51H57V54H58V58H59V53H60V57H61V55L63 56L61 59H63V61H64V65L65 64H67V62H68V64H70V62H72L71 60H70V58H69V61L68 60H66V58L68 59V57L65 55V60H64V53H62L61 52V50H60ZM63 48V47H62ZM99 48V49H98ZM104 48V49H103ZM126 48V49H125ZM139 48V49H138ZM182 48V49H181ZM262 48V49H261ZM0 49V50H1ZM25 49V50H24ZM64 49V50H65ZM80 49H82V52L83 53H81V50ZM97 49V50H96ZM121 49V50H120ZM126 51H125V50ZM194 49V50H193ZM204 49V50H203ZM209 49V48H208ZM29 50V51H28ZM35 50V51H34ZM38 50H44V52H46L45 54H47V52H49V50H50V55H49V57L46 59V57H47V55H44L42 52H39ZM86 50V49H85ZM118 50H120V51H118ZM134 50V51H135ZM168 50V51H167ZM177 50V51H176ZM179 50V51H178ZM191 50V51H190ZM193 50V51H192ZM196 50V51H195ZM198 50V51H197ZM202 50H203V52H202ZM221 50H223V49H221ZM53 51H52V53H53ZM55 51H54V53H55ZM68 51V52H69ZM91 51H93V52H91ZM120 53V52H122V54L120 53V55L121 56H123L122 58L121 57H119V55L117 56V54H119L118 52ZM133 51V50H132ZM144 51V52H143ZM212 51H214V50H212ZM3 52H1L0 54H1V57H0V60H2L1 58H2V53ZM14 54H15V52L14 51H12ZM21 52V53H22ZM64 52H66V51H64ZM75 52V53H74ZM150 52V53H149ZM163 52V53H162ZM193 52V53H192ZM196 52V54H194ZM205 52H207V51H205ZM216 52V51H215ZM22 53V54H23ZM33 53V54H32ZM40 53H42V55L40 54ZM62 53V54H61ZM76 53H78V54H76ZM117 53V54H116ZM130 53H132V52H130ZM134 53H136V51L134 52ZM140 53V54H139ZM147 53V55H145ZM160 53H161V56H160ZM166 55H165V54ZM169 53V54H168ZM178 53V54H177ZM222 53V52H221ZM8 54V53H7ZM32 54V55H31ZM39 55V56H37V55ZM65 54H67V52L65 53ZM72 54V55H71ZM74 54V55H73ZM111 54H112V56H111ZM136 54V55H137ZM156 54V55H155ZM176 54H177V56H176ZM187 54V53H186ZM212 54V53H211ZM16 55H18V54H16ZM24 55V54H23ZM22 55V56H23ZM30 55V56H29ZM54 55V54H53ZM76 55V56H75ZM115 55V56H114ZM160 57H159V56ZM173 55V56H172ZM197 55V56H196ZM199 55V56H198ZM204 55V56H203ZM208 56V57H206V56ZM40 56H42L41 58H40ZM72 56V57H71ZM78 56V57H77ZM110 56V57H109ZM150 56H151V58H150ZM169 58H168V57ZM175 56V57H174ZM194 58H193V57ZM201 56V57H200ZM16 57H18V56H16ZM76 57V58H75ZM114 57V58H113ZM116 57H118V58H116ZM159 57V58H158ZM190 57H191V59H190ZM197 57V58H196ZM4 58H3V60H4ZM162 58H163V60H162ZM166 58H167V60H166ZM175 58H177V59H175ZM205 58V59H204ZM223 58V57H222ZM24 59H26V61H24ZM38 59L40 60L39 62H38ZM55 59V60H54ZM80 59H79V61H80ZM119 60V61H116V60ZM136 59H134V60H136ZM172 59H173V62H172ZM178 59H179V61H178ZM203 59V60H202ZM220 59V58H219ZM224 59V58H223ZM43 60V61H44ZM113 60H115V61H113ZM121 60H123V61H121ZM159 60H160V62H159ZM205 60V61H204ZM216 60V61H215ZM226 60V59H225ZM24 61V62H23ZM91 61V62H90ZM108 61H109V63H108ZM126 61V62H125ZM140 61H141V59H140ZM143 61V62H144ZM166 61H168V62H166ZM177 61V62H176ZM200 61V62H199ZM217 61H218V63H217ZM234 62V64L235 63H238V62ZM241 61V62H242ZM254 61H256V65L254 66V64H255V62ZM0 62H3V61H0ZM22 62V63H21ZM37 62H38V64H37ZM66 62V63H65ZM75 62V61H74ZM80 62H82V61H80ZM80 62H78V63H80ZM88 62V63H87ZM116 62V63H115ZM117 62H119V63H121V64H117ZM134 64H133V63ZM155 62V63H154ZM164 64V65H162V63ZM172 62V63H171ZM204 62V63H203ZM216 62V63H215ZM227 62V61H226ZM230 62V63H229ZM240 61H239V63H241ZM251 62H253L252 64V66L253 67H250V63ZM57 63H56V65H57ZM139 63V62H138ZM141 63H142V61H141ZM192 63V64H191ZM2 65L3 64H5V62L4 63H1ZM0 64V65H1ZM12 64V63H11ZM44 64H46L48 67H49V64H47V63H45V62H43V66H44ZM86 64V65H85ZM90 64V65H89ZM133 64V65H132ZM155 64V65H154ZM166 64H167V66H166ZM202 64V65H201ZM14 65H15V63H14ZM39 65H40V67H39ZM71 65H73V63H71ZM103 65H104V67H103ZM106 65V66H105ZM109 65V66H108ZM137 65V66H136ZM140 65V64H139ZM141 65H143V64H141ZM157 65V66H156ZM162 65V66H161ZM176 65V66H175ZM215 65V66H214ZM236 65H239V64H236ZM240 65H242V64H240ZM5 66V65H4ZM7 66V65H6ZM6 66H5V68H6ZM32 66L34 67V68H32ZM38 66V67H37ZM70 66V67H69ZM75 66V65H74ZM73 66V67H74ZM88 66V67H87ZM226 66H229V65H226ZM2 67V66H1ZM1 67H0V71L2 72V70H5V68H3V69H1ZM12 67V66H11ZM37 67V69H35ZM48 67H45L44 69L46 70V68H48ZM93 67V68H92ZM100 67H102V68H100ZM164 67V68H163ZM199 69H198V68ZM230 67H231V65H230ZM235 67V66H234ZM238 68H239V66H237ZM30 68V69H29ZM32 68V69H31ZM39 68V69H38ZM61 68V69H60ZM70 68V69H69ZM76 68V67H75ZM74 68V69H75ZM107 68V69H106ZM137 68V69H136ZM193 68V69H192ZM201 68H202V70H201ZM232 68H233V66L231 67V70H230V68H229V70L231 71H229L228 73H230V74H228L227 73V75L229 76V78H230V76H234L235 77V74H233L234 72L235 73H237L236 71H234L233 73H232ZM241 68V67H240ZM11 69H13V68H11ZM10 69V70H11ZM22 69H25V70H22ZM34 69V70H33ZM58 69H59V71L60 72H58ZM104 69V70H103ZM116 69V70H115ZM135 69V70H134ZM163 69V70H162ZM234 70H236L235 68H233ZM9 69H7L6 71H8ZM71 70H73V69H71ZM82 70V71H83ZM121 70V71H120ZM151 70H153L152 72H150ZM164 70H165V72H164ZM168 70V71H167ZM212 70H210L211 72H212ZM6 71H5V74L6 75H9L10 74V72H9V74H7L6 73ZM12 71V70H11ZM15 71V70H14ZM47 71V70H46ZM76 71H77V69H76ZM107 71H109V72H107ZM135 71H139V72H135ZM170 71V72H169ZM193 71V72H192ZM215 71V69L213 70V72ZM228 71V70H227ZM226 71V72H227ZM242 71V72H241ZM1 72H0V74H1ZM37 72H36V74H37ZM62 72V73H63ZM71 72V71H70ZM77 72H79V71H77ZM91 72V73H90ZM94 72V73H93ZM169 72V73H168ZM207 72V73H206ZM216 72V71H215ZM4 73V71L2 72V74ZM16 73V72H15ZM16 73V74H17ZM44 73V72H43ZM43 73H41V74H43ZM46 73V72H45ZM65 73H63L64 75H65ZM76 73V72H75ZM74 73V71H73V74H75ZM80 73H81V75H82V72H81V70H80ZM210 73V72H209ZM1 74V76L3 77V75ZM16 74H13V75H15V76H17ZM35 74V75H36ZM47 74V73H46ZM45 74V75H46ZM63 74L62 75H60V77H62L63 76ZM196 74V75H197ZM215 74V73H214ZM231 74H233V75H231ZM12 75V74H11ZM33 75V76H32ZM40 75V74H39ZM56 76H58L57 74H55ZM54 75V76H55ZM72 75V74H71ZM101 75H103L102 77H101ZM136 75H138L137 77H136ZM160 75V76H159ZM164 76V78H166L167 76ZM197 75V76H198ZM239 75V74H238ZM15 76H14V78H15ZM18 76L16 77L17 79H18ZM21 76V75H20ZM20 76H19V78H20ZM42 76V75H41ZM47 76V75H46ZM49 76H50V73H49ZM52 76V75H51ZM51 76L49 77L50 79H51ZM55 76V77H56ZM75 76V75H74ZM84 76V75H83ZM86 76V78H87V75H85ZM94 76H96V77H94ZM206 76H204V78H206ZM227 76V77H228ZM240 76H242V75H240ZM4 77H5V75H4ZM7 77V76H6ZM13 77V76H12ZM71 78L70 79H72V76H70ZM76 77V76H75ZM135 77V78H134ZM170 77V76H169ZM168 77V78H169ZM196 77V76H195ZM11 78V77H10ZM27 78V77H26ZM39 78V77H38ZM43 78V77H42ZM44 78H47L48 79V76L47 77H45L44 76ZM104 80H103V79ZM107 78V79H106ZM141 78V79H142ZM156 78H155V80H153L152 82L150 81L149 82V80L147 81L149 84H150V86H149V84H147V83H145V81H140L141 82V84H143V85H145V84H147V86H149L150 88H148V87H144L145 89H147L148 88V90H145L144 88L143 89H141V90H144V93H145V91H146V93L148 94V92H150V90L149 89H151V88H154L156 91H161V92H163V94H158V96L155 94V96H157L155 99H152L151 101H147L148 103H150L151 104V107H152V104H153V106L154 105H156V104H158L157 106H159L160 104H166L165 102H164V100L165 99H167V100H171V102L174 100V99H177L178 98V94H179V90H178V86L176 85L177 83H175V82H173L172 80H176L177 78H175V79H172L171 81L173 82V83H167L168 81H169V79H171V78H167V82L165 83V84H168V87H167V85H163V83H161V81L159 82H156ZM158 78V79H159ZM174 78V77H173ZM239 78V77H238ZM9 79V78H8ZM22 79V78H21ZM53 79V78H52ZM95 79V80H94ZM135 79V80H134ZM197 79V78H196ZM230 79H232V78H230ZM230 79L228 80V81H230ZM234 79V78H233ZM19 80V79H18ZM42 81H43V79H41ZM40 80V81H41ZM103 80V81H102ZM142 80H144V79H142ZM163 80V79H162ZM193 80V79H192ZM199 80V79H198ZM197 80V81H198ZM22 81V80H21ZM63 81V80H62ZM65 81V80H64ZM163 81H166L165 79L163 80ZM162 81V82H163ZM191 81V80H190ZM199 81H201V79L199 80ZM202 81H205L203 78H202ZM231 81H233V80H231ZM230 81V82H231ZM239 81V80H238ZM260 81H262V82H260ZM47 82V81H46ZM139 82V83H140ZM143 82V83H142ZM234 82H236V81H234ZM240 82H239V85H240ZM41 83V82H40ZM62 83V82H61ZM72 82H70V85H72L71 84ZM86 83H87V85H86ZM138 83V84H139ZM145 83V84H144ZM179 83V82H178ZM197 82H195L194 84L195 85H197L196 84ZM200 83H203V82H200ZM238 82H236V84H237ZM65 83H63V85H64ZM67 84V83H66ZM107 84V85H106ZM135 85V86H140L141 87V85L139 84V85ZM235 84V83H234ZM76 85H75V87H76ZM112 86V89H111V86ZM114 85H117V86H114ZM127 85V86H126ZM159 85L161 86V87H159ZM162 85H163V88H162ZM194 85V86H195ZM198 85H199V87L201 88V89H203V87H204V89L206 88L205 87V83H204V86H203V84H199L198 83ZM208 85V84H207ZM244 85V86H245ZM15 86V85H14ZM93 86H94V88H93ZM97 86H98V88H97ZM106 86L107 87H109L110 86V88H106ZM134 86V87H135ZM158 86V87H157ZM165 86V87H164ZM192 86H193V84H192ZM191 86V89L192 88H194V86L192 87ZM203 86V87H202ZM243 86V87H244ZM17 87V86H16ZM60 87V86H59ZM63 87V86H62ZM69 86H68V84H67V88H68ZM72 87V86H71ZM74 87V86H73ZM91 87V88H90ZM143 87V86H142ZM157 87V88H156ZM170 87V88H169ZM174 87V88H173ZM177 87V88H176ZM208 87H211L212 89H210L211 91L209 92V93H211L212 92V90H214V87L213 86H209L208 85ZM208 87L206 88V89H208ZM241 87V86H240ZM243 87H241V89L240 90H242V88ZM66 88V87H65ZM77 88H79V87H77ZM76 88V90L78 91V89ZM89 88H90V90H89ZM93 88V89H92ZM98 90H97V89ZM164 88H165V90H164ZM261 88V89H260ZM73 89V88H72ZM80 89V88H79ZM87 89V90H86ZM137 89V88H136ZM158 89V90H157ZM162 89V90H161ZM167 89H169V90H167ZM239 89V88H238ZM261 91H260V90ZM75 90V89H74ZM94 90V91H93ZM103 90H104V88H103ZM138 90L140 91V88H138ZM152 90V89H151ZM176 90V91H175ZM239 90V91H240ZM245 90H246V88H245ZM245 90H242V91H240V92H243V91H245ZM95 91L97 92V93H95ZM100 91V92H99ZM138 94H140L141 95V93H139V91H137V90H135ZM155 91V92H156ZM159 91V93H161ZM208 91L209 90H207V93H208ZM87 92V93H86ZM103 93V95L101 96L100 95V93ZM110 92V91H109ZM132 92V93H133ZM140 92H142V91H140ZM202 92H204V90L202 91ZM251 92V91H250ZM259 92V93H258ZM101 93V94H102ZM112 93V92H111ZM117 93H118V91H117ZM123 93V94H122ZM131 93V92H130ZM137 93H135V95H133V97L134 96H136V94ZM144 93H143V95H144ZM158 93V92H157ZM206 93V94H207ZM229 93H230V91H229ZM232 93V92H231ZM230 93V95L232 96L233 94H234V92H233V94H231ZM239 93V92H238ZM245 93V92H244ZM247 94H248V91L246 92ZM92 94V95H91ZM97 94H99V95H97ZM114 94V93H113ZM127 94V93H126ZM150 94V93H149ZM148 94V95H149ZM153 91H152V93L150 94V95H152V97H153ZM206 94H204V95H206ZM213 95H214V93H212ZM211 94V95H212ZM235 94H236V92H235ZM261 95V97H262V93H260ZM84 95V96H85ZM91 95V96H90ZM107 95V94H106ZM115 95H116V93H115ZM114 95V96H115ZM130 95V94H129ZM131 95V96H132ZM178 95V96H177ZM211 95H209V96H211ZM240 95V94H239ZM243 95V93L241 94V97H243L242 96ZM250 95V94H249ZM96 96H98V97H96ZM102 98H101V97ZM116 96H119V94L118 95H116ZM119 96V97H120ZM145 96V95H144ZM215 96V95H214ZM213 96V97H214ZM231 96H229V97H231ZM234 96V95H233ZM232 96V97H233ZM245 96H247V98H246V104L245 105H247V109H252L251 107H249L248 108V106L249 105H252V103H251V99H252V96H248V95H245ZM259 96V98H260V100H261V97ZM125 97H126V95H125ZM128 97H130V96H128ZM133 97H130V98H133ZM146 97H147V95H146ZM146 97H144L146 100H148ZM149 97V96H148ZM177 97V98H176ZM213 97H211V100L212 101H214L215 99L213 98ZM227 97H228V94H227ZM231 97V98H232ZM241 97H239V98H241ZM86 98V97H85ZM115 98V97H114ZM144 98H143V96H142V98H141V102L144 100ZM234 98V97H233ZM233 98L231 99V102H233V101H235V103H231L230 102V99L228 98L227 100H229L228 102L230 103V105L231 104H234L235 106L237 105L236 103V101L237 100H239V99H237V97L236 98H234V100H233ZM259 98H258V100H259ZM107 99H108V97H107ZM107 99H105V100H107ZM119 99H121V98H119ZM123 99V98H122ZM126 99V98H125ZM235 99H237V100H235ZM254 99V98H253ZM253 99H252V101H253ZM114 100V99H113ZM116 100H118V99H116L115 98V101H112L113 103L115 102V104H116ZM128 100V99H127ZM134 100V99H133ZM136 100V99H135ZM154 100V101H153ZM170 100L169 101H167V102H169L170 103ZM240 100H244V99H240ZM240 100L238 101V102H240ZM256 100H257V98H256ZM257 100V101H258ZM255 101V100H254ZM257 101H255V102H253L254 104H256L257 103ZM101 102H100V104H101ZM103 102L105 103H107V101H104L103 100ZM102 102V103H103ZM110 102V101H109ZM120 101H118L117 102V104H116V106L114 107L113 105H109L110 103H108V105L109 106H105V107H107V109L109 110V111H111V109L113 110V112L111 113L110 112V116L112 117V118H114V119H118L119 117L121 118L122 116H124L125 114H124V112L126 111V112H128V110H130V109H128V110H126L127 109V107L125 108V106H127V104L123 107V106H121V108L122 109H120V104L122 103H120L119 105H118V103H119ZM129 102H131V101H129ZM133 102V101H132ZM131 102V103H132ZM138 102H140V99H139V101ZM140 102V103H141ZM174 102V101H173ZM172 102V103H173ZM175 102H177V101H175ZM174 102V103H175ZM260 102V101H259ZM130 103V104H131ZM137 103V102H136ZM135 103V104H136ZM144 103V102H143ZM168 103V104H169ZM228 103V104H229ZM242 103H243V101H241V105H242ZM251 103V104H250ZM262 103V104H261ZM261 103H259L260 105H256L255 107H254V109H257V107L259 106V108L260 107H264V100H261ZM123 104V103H122ZM134 104V103H133ZM138 104V103H137ZM150 104H144V106H146V108L150 105ZM166 104V106H169L167 109H168V111H170L171 109H172V105L173 104ZM253 104V105H254ZM102 105H104V104H102ZM101 105V106H102ZM138 105H140V104H138ZM137 105V106H138ZM239 105V104H238ZM238 105L236 106V107H238ZM245 105H244V107H245ZM100 106V105H99ZM130 106H133V105H130ZM141 106V105H140ZM156 106V107H157ZM174 107V109H175V111H174V113L177 115V112L176 111H178V104H176L175 103V105H173ZM232 106V105H231ZM243 106V105H242ZM242 106H239V109H242ZM86 107V106H85ZM104 107V108H105ZM109 107V108H108ZM111 107H113V108H111ZM117 107H118V109H119V111H118V109H117ZM135 107H136V105H135ZM161 108H162V106H160ZM171 107V108H170ZM241 107V108H240ZM253 107V106H252ZM88 108V107H87ZM103 107H99V110L100 111H102L101 109H104ZM129 108V107H128ZM131 108V107H130ZM163 108H164V106H163ZM162 108V109H163ZM246 108V107H245ZM259 108H258V111L259 112H261L260 110H263V109H260L259 110ZM91 109V111H92V109L93 108H90L89 107V110ZM106 109V110H107ZM132 109V108H131ZM149 109V110H148ZM147 109V111H149L150 112V107ZM157 109V108H156ZM155 109V110H156ZM159 109V108H158ZM157 109V110H158ZM238 109V110H239ZM249 109V110H250ZM107 110V111H108ZM117 110V111H116ZM124 110V111H123ZM136 110H138L137 108H136ZM143 110H146V109H143ZM159 110H161V109H159ZM158 110V111H159ZM164 110V109H163ZM243 110V109H242ZM242 110H240V111H242ZM249 110L247 111V112H249ZM103 111H105V109L103 110ZM103 111H102V113H103ZM116 111V112H115ZM134 111V110H133ZM132 111V112H133ZM140 111V110H139ZM139 111H137L138 113H139ZM142 111V110H141ZM154 111V110H153ZM152 110H151V112H153ZM168 111L167 110H165V111H162L161 110V113H163V112H165L166 114L168 113ZM250 111H252V110H250ZM254 111V110H253ZM125 112V113H126ZM132 112H129L130 114L132 113ZM150 112V113H151ZM171 112H173V111H171ZM171 112H169V114L171 113ZM259 112H257L258 113V115H259ZM101 113V114H102ZM145 114L144 112H140V114ZM146 113H148V112H146ZM154 113V112H153ZM156 114H157V112H155ZM154 113V114H155ZM159 113H160V111H159ZM160 113V114H161ZM165 113H163V114H165ZM174 113L173 114H171V115H167V116H172L173 115V117L175 116L174 115ZM250 113V112H249ZM252 113V112H251ZM254 114L256 113V112H253ZM257 113L254 115V116H258L257 115ZM262 113V112H261ZM264 113V112H263ZM105 114V113H104ZM107 115H108V112L106 113ZM127 114V113H126ZM133 114H135V113H133ZM139 114V115H140ZM141 114V115H142ZM152 114V113H151ZM150 114V115H151ZM159 114V115H160ZM162 114V115H163ZM245 114H246V109H245ZM248 114V113H247ZM247 114H246V116H247ZM122 115V116H121ZM148 115H149V113H148ZM147 115V116H148ZM228 115H230V116H232L231 115V113H228ZM228 115H227V117H228ZM98 116H100V115H98ZM98 116H96V118L95 119H97L96 121L97 122H99L101 119L99 118L98 119ZM102 116H105V115H103L102 114ZM128 116V115H127ZM130 116H133V115H130ZM136 116V115H135ZM135 116H134V118H135ZM143 116V115H142ZM145 116V115H144ZM144 116L143 117H141V118H143L144 119ZM152 116V115H151ZM154 117H149L151 120L150 121H154V120H159V118H160V121H162L161 120V118L163 117V116H161V117H159V116H155V115H153ZM166 116V117H167ZM229 116V117H230ZM253 116V115H252ZM260 116V118H262L263 119V121H264V114H263V116L261 117V114L259 115ZM108 118H109V116H107ZM106 117V118H107ZM137 117V116H136ZM139 117V116H138ZM139 117V118H140ZM165 117V116H164ZM165 117V118H166ZM170 117H169V119H170ZM173 117H171L172 119H173ZM176 118H177V116H175ZM175 117H174V119H175ZM251 116H249L248 115V120H249V118H250ZM125 117H123L122 118V122H123V126H124V123H126V122H129V123H131V119H133V118H131L130 117V120H127V118L129 119V117H126L125 119H126V121H125V119H124ZM139 118H137V120L139 119ZM149 118H148V121H149ZM164 118V119H165ZM255 118V117H254ZM258 118V117H257ZM103 119H104V117H103ZM102 119V121H100V122H103L104 120ZM163 119V118H162ZM163 119V121L162 122H166V121H169L168 120V118H167V120L165 121ZM171 119V120H172ZM173 119V120H174ZM256 119V118H255ZM255 119H253L252 120V122H251V120H250V123L249 122H247V123H249L250 124V127H249V129H246V128H244L245 130H243V131H241L240 129H239V131H241L242 133H240V135L241 136H245V134H247V132H249L247 135H250L251 134V132H253V133H255L254 131V129L257 127V124H258V128L261 126H259V124H262V120L261 119H259L258 121H260V122H258L257 121V119L255 120ZM108 120H110L111 121V119H108ZM134 120V119H133ZM133 120H132V124L133 125H135L136 124V127H137V125L138 126H140L141 127V125L139 124V122L137 121V122H135L134 121V123H133ZM142 120V119H141ZM140 119H139V121H141ZM147 119L145 118V120H143V121H146ZM170 120V122H173V121H171ZM255 120V121H254ZM106 121V120H105ZM113 121V120H112ZM115 121V120H114ZM118 121H120V120H118ZM143 121H141L140 123H142ZM153 121H152V123H153ZM160 121H158L159 123H160ZM176 121H178L177 119H176ZM115 122H117V121H115ZM155 122V121H154ZM161 122V123H162ZM175 122V121H174ZM174 122H173V125L174 126H172L171 124V126L170 125H168V129H166V127H165V129L166 130H168V133L169 134H171L174 138H175V134L173 135V133L175 132L174 130H177V132H178V126H177V123L178 122H175V124H174ZM255 123V125L256 126H254V123ZM146 122H144L143 124L144 125H146L145 124ZM149 124H150V122H148ZM157 123V122H156ZM120 124H122V123H120ZM142 124V125H143ZM148 124V132H149V130H150V132H151V129H156V130H159V128L157 129V128H152V126H150ZM158 124V123H157ZM248 124V125H249ZM126 125H128V123H126ZM152 125V124H151ZM263 125V124H262ZM130 126L131 127H128L129 128V131H128V129H126L125 128V132L123 131L122 133H121V131L122 130H118V132H120V133H118L117 131L115 132V133H117L116 135V137L117 138H115L114 137V135L115 134H113V137L115 138V142H116V147L115 146H113V147H115V148H113V149H116L117 147H118V149H120L119 147L121 146H123L124 144H126V142H124V137L123 136H126V137H128L129 138V135L131 136V138L133 137V135H134V137L132 138V139H134V140H132L131 139V143H132V141H133V143L132 144H134V146L131 144V143H129V141H127V143L128 144H126L127 145V148H128V150H129V152H127V153H129L130 155L129 156H131L133 153V155L131 156V157H129V158H127V156H125L126 157V159H125V157H121L122 156V154L120 155V151H126V149L124 148V150L123 149H120V150H114V151H116V154L118 155H120V157H119V155H118V157L116 156V154H115V152L114 153H112V154H115L114 156L111 154V155H108L107 156V154H104V158H103V160H104V162H103V160L101 161V163L100 162H98V163H100L101 165H100V167H99V165H97V167H99L98 169H99V171L100 172H98L97 174L98 175H92L91 177H90V175L88 176V177H90V179H92V177H93V179L98 183L99 182V184H97L96 185V187H94V185L96 184V182H95V184L93 185V187H91V184L90 183H94V182H91V181H93V180H89L88 181V179H86L89 183V186L92 188V190L91 191H93V193H94V190H95V188H97V186L99 185L100 186V188L102 189L103 187L105 188V187H107V192L105 191V189L104 190H102L103 192L105 191V193L104 194H102L103 192H100V190H97V192L98 193H100L99 195H100V198L99 199H101V197H102V199H103V201L101 200H98L97 201V199H96V201L97 202H95V199L92 197V199H94L93 200V202H90V200H88L87 201V199L90 197V199H91V196H94L95 195V193L93 194V195H85V197L86 198H84V200L82 199L83 198V196H84V194H83V191H81V192H78V191H76V193H74L75 191L74 190H76V188L78 189L79 187H80V185H79V183L81 184V183H84L83 181L84 180H82L81 182H79L78 180L79 179H81V178H79L78 179V177H79V175H78V177L75 179L74 177H72V176H70L71 174H69V166L71 167V165H68V164H71V162L69 161H65V160H63V161H65L66 163H68V164H63V167H65V168H62V171H63V173H58V175L60 174V176H57V171H56V169H53V168H55V166L56 165H60V163H58V164H54L55 166H53V168H51L50 169V172H52L51 173V175L53 174V176H49V177H47L46 179H47V181H48V178L51 180L52 178H55V180H54V182H58L57 183V185H55L54 183H53V181H48V182H50V184H54V187H56V186H58V184L63 188H66V191L69 189L70 190V192H69V195H68V191L67 192H65V195H64V193L63 192H61L62 191V188H61V191H59V192H61L60 194H62L63 196H60V194H59V197L58 196H56V198H55V196H54V194L56 193H54V190H53V195H51L52 193V190L50 191V195L51 196H54V198H55V201L52 199V200H49V194H48V196H47V192L46 191H43V192H40L39 193V189H42V190H44L45 189V187H46V189H47V187H49V183L47 182L46 184L44 183V182H46L45 181V179H44V181H42L41 180V184H38V182L40 181V179L42 178H40V179H37V180H39L38 182L36 181V182H34V183H37V185L36 186H33V185H31L30 184V182H33V179L34 178H30V177H28L27 176V174H26V176H25V178L23 177V179L22 178H20L19 180H17L18 181V183H16V186H13V185H15V184H13V185H11V186H8L7 185V183L6 184H3V183H1V181H0V228H2V229H0V253H4V255L2 256V255H0V264H6V262H5V260L7 259V263L8 264H15L16 262L15 261H17V259H19L18 258V255H17V253L18 252H20V254H24V253H27V252H32V251H38V252H41V251H43L44 253L46 252V254L47 253H50V252H52L55 248H57L56 247V245L57 246H59L60 248L63 246V245H66V244H63L62 243V240L63 239H67L69 236L68 235H70V234H73L74 233V231H77L78 233H81V231H79V230H76L77 228H75L74 229V226H75V224L73 223L74 221H75V223H76V221L77 222H80V221H85L84 219H86V225H88L89 227H90V224H91V228L93 227H95V230H97V236H96V238L95 237H93V235L95 236V234H93L92 233V231L94 232L95 230L93 229V230H90L91 228H88V226H87V228L85 229L84 228V224L85 223H83V222H80V223H82L83 224V228L81 229V230H86V233H92L93 235L90 237V239L91 238H93V240L94 241H92L93 243H92V245H94V244H96L97 242V244H99L97 247H96V245L94 246L96 249H99L100 247H103L104 245H102V246H100V242H102V241H100V239L99 238H101V239H103L104 237H105V235H107V234H105V232L106 233H108V230H109V232H110V230L111 229H113L114 230V227H116L115 229H117V228H121L124 232H121L120 233V231L119 230H116V231H119V234L118 235H116V233L113 235V236H115L116 235V237H114V238H118V239H116V240H119V238L121 239V241H116L115 239H110V242L109 241H105V238L103 239V241H105V244H108L110 247L112 246V247H117V246H114L115 244H110V243H113V242H111V241H114L115 243H121V242H123V243H121V244H123V245H125V241H126V239L128 240V242H129V234H130V232L132 231V230H135L136 231V227L139 225V227H137V228H139L140 229V231H141V229H146V228H144V227H147V225L148 224H146V220L148 219V220H154V218H156L157 217V214H156V212L157 213H159L160 211H159V209L162 211V206H165V204L167 205V203L171 200V197L172 196H174L175 195V193H177L178 192V194H179V191H177V190H180V189H182L181 187H183V192H182V194H181V196L183 195H185L184 193H185V191H186V197H182V198H180L178 195H175L174 197H176V196H178L180 199H182V201L183 200H185V202H186V204L188 205L189 204V199L192 201V199L191 198H193L194 200H196L195 198H196V196L193 194V196H192V193H193V191L195 190V192H196V189L194 188L195 187V185H190L191 183H193L194 181H193V176L191 175H188V177H191L189 180L188 179H186V180H188V181H186V182H188V183H186L185 182V178H188V177H186V176H183L182 177V175H180V174H177V176H175L174 174V178L173 177H169L173 172H175L176 173V169H173L172 171H171V169H169V168H173V166H169V168H167L168 166L167 165H169L171 162L173 163V162H176V161H174L173 160V158L174 157H172L171 156V158H169V155H165V154H163L164 155V157L165 156H167L166 158H169L171 161H170V163H169V161H168V159H164V157H163V155H162V150L163 151H165V152H167V154H168V151H169V147L168 146H170V149H174L175 147V149L174 150H176L178 147L175 145L174 146V148H172L171 146H173L176 142L174 141L175 139L173 138V140H172V136L171 135H168V133H167V131L165 132V133H167V136L170 138L171 137V139L170 140H172V143L173 142H175V143H171V142H169L170 140H169V138L168 137H165V141H163V138H164V136L166 135H164L163 137H162V145H160L161 144V139H160V144H157V142H158V140L159 139H157V142H156V144L159 146V147H162L163 146V144H164V142H166V138H167V142H166V144L164 145V146H166L167 147V151H166V149H164L163 147H162V149L160 148H157L158 146L155 144V143H153L154 142V140H156V139H152L153 140V142H152V144L150 143V141L148 142V143H150V144H148L147 142H145V141H147V140H145V139H147V136L149 135V133H148V135H145L146 133H147V131H145L144 133H143V135H145L144 137H146V138H141V137H139L138 138V136L140 135V134H142L141 132V130H139V128H137L138 130H139V132H140V134L138 133V132H136V130L135 129H133L132 128V125L130 124ZM150 126V127H149ZM154 126H156L154 123H153V127ZM169 126H170V128H169ZM127 127V126H126ZM135 127V126H134ZM135 127V128H136ZM143 128L144 127H146V126H142ZM141 127V129L142 130H144L143 128ZM159 127V126H158ZM263 127V126H262ZM262 127H260V129H262L263 130V128ZM119 128V127H118ZM120 128H122L123 129V127H121L120 126ZM119 128V129H120ZM130 128H132L131 130H130ZM257 128V129H258ZM161 129H163V128H160V130ZM124 130V129H123ZM127 130V131H126ZM134 130V131H133ZM155 130V131H156ZM248 130V131H247ZM262 130H260V133H262ZM131 131H132V133H131ZM153 131V130H152ZM154 131V132H155ZM172 131H174V132H172ZM257 131H259V130H257ZM130 133V134H127V133ZM136 134H134V133ZM153 132V133H154ZM157 132H160V131H157ZM157 132H155L156 133V135H157V137L159 136V138L162 136V134L161 135H159ZM162 133H163V131H161ZM172 132V133H171ZM177 132H176V134H177ZM243 133H244V135H243ZM252 133V134H253ZM258 133V132H257ZM259 134V133H258ZM119 135H121V137L119 136ZM156 135H155V137L154 138H157L156 137ZM257 135V134H256ZM256 135L254 134V136H255V138H256ZM261 135V134H260ZM260 135H257V138H258V136L259 137H261ZM136 136H137V138H136ZM142 136V135H141ZM150 137H148V138H152L151 136H152V133H151V135H149ZM154 136V135H153ZM191 136H193L192 135V133H191V135L190 136H188L189 138L191 137ZM204 136V135H203ZM202 136V137H203ZM240 136V137H241ZM177 137V136H176ZM262 137H263V135H262ZM122 138H123V145L121 144L122 142H120V139L122 140ZM136 138V139H135ZM204 138V137H203ZM245 138V137H244ZM256 138V139H257ZM127 139V138H126ZM138 139H140V140H138ZM141 139H143V141L144 142H140V141H142ZM201 139V138H200ZM206 139H207V137L205 136V141H206ZM117 140H119V144H120V146H118V141ZM130 140V139H129ZM137 140H138V142H137ZM169 140V141H168ZM258 141L260 140V139H257ZM263 140H264V138H263ZM34 141V140H33ZM32 141V142H33ZM201 141V140H200ZM35 143H36V141H34ZM114 142V143H115ZM158 142V143H159ZM169 142V143H168ZM202 143L204 142L203 140L201 141ZM201 142H199L198 141V143H197V145H201L202 143ZM140 143H143V145H145V143H147V145H150L151 147L150 148H148L147 147V145H145V148H143L144 146H142ZM201 143V144H200ZM263 143V146H264V141L263 142H261V143H259V145H261ZM167 144H170V145H167ZM115 145V144H114ZM126 145H124V146H126ZM135 148H132V146ZM138 145H140V146H138ZM154 145H156L155 146V149H154ZM152 146H153V148H152ZM190 146V145H189ZM262 146V145H261ZM262 146V147H263ZM38 147H40V146H38ZM129 147H131V148H129ZM146 147H147V149H151L152 148V150H150V151H145V150H147L146 149ZM165 147V148H166ZM15 148V147H14ZM123 148V147H122ZM180 148V147H179ZM188 148H190V147H188ZM191 148H192V145H191ZM190 148V149H191ZM16 150H19L20 148H15ZM38 149L39 148H37V149H35L33 152H32V155L34 156H39L40 155V152L38 151ZM145 149V150H144ZM22 150H24V149H22ZM127 150V151H128ZM130 150L132 151L131 153H130ZM134 150V151H133ZM136 150V151H135ZM174 150L172 151V152H170V153H173L174 152ZM178 150V151H177ZM176 151V155H179L180 154V152H179V150L180 149H177ZM188 150V149H187ZM191 150H193V149H191ZM13 151H15V150H13ZM119 151V152H118ZM138 152V153H137ZM165 152H163V153H165ZM179 152V153H178ZM11 154H13V155H15V154H19L18 155V157L20 158V156L21 155H23L24 153H23V151H15V152H10ZM15 153V154H14ZM26 153V152H25ZM123 153V152H122ZM126 153V152H125ZM126 153V154H127ZM136 153V154H135ZM124 154V153H123ZM125 154V155H126ZM174 154V153H173ZM128 155V154H127ZM81 156H83V154L81 155ZM116 156V157H115ZM159 156H162L163 157V160H166L165 162H166V164L165 163H163L162 162V157H159ZM175 156V155H174ZM1 157V156H0ZM14 157V156H13ZM17 156H16V158H18ZM22 157V156H21ZM107 157V158H106ZM176 158H177V156H175ZM119 158V159H118ZM155 158H160V160L159 161H161L159 164L157 163V164H155V166H154V164L152 165V164H150L151 163V160H152V162L154 161L153 159H155ZM113 160H117L118 161V164L121 166H119V165H114V167H116V169L114 168V167H111V165L113 166V164H115V161H113ZM156 160V159H155ZM173 160V161H172ZM54 161V160H53ZM113 162V163H111V162ZM116 161V162H117ZM191 161V160H190ZM189 161V162H190ZM6 162H12V159H9V160H6ZM50 162V161H49ZM49 162H47V163H49ZM60 162V161H59ZM62 162V161H61ZM65 162H63V163H65ZM102 162H103V164H102ZM108 162L110 163V164H108ZM149 162V163H148ZM155 162V161H154ZM261 162V161H260ZM259 162V163H260ZM3 163V162H2ZM14 163H16L15 161H14ZM88 164L87 165H89V168H90V162L88 161L87 162ZM93 163V162H92ZM91 163V164H92ZM171 163V164H172ZM262 163H263V161H262ZM84 164V163H83ZM86 164V163H85ZM84 164V165H85ZM108 164V165H107ZM178 165L179 164H181V163H177ZM177 164H175L174 163V165H176L177 166ZM3 168H4V163H3V165L2 164H0ZM48 165V164H47ZM52 165H53V162H52ZM52 165H51V167H52ZM61 165H62V163H61ZM77 166L79 165V164H76ZM83 166L82 164L80 165L81 166V169H82V166H83V168L85 167H88V166ZM93 165H94V163H93ZM93 165L91 166L92 167V169H94L93 168ZM107 165V166H106ZM259 165V164H258ZM262 165V164H261ZM263 165H264V163H263ZM40 167L39 168H41V171L43 170V164H42V167H41V165H39ZM77 166H73V168L75 167V168H77ZM80 166H78V167H80ZM120 168H119V167ZM167 166V167H166ZM175 166V167H176ZM1 167V168H2ZM10 167V166H9ZM44 167H46V169L49 171V167H47L46 165L44 166ZM58 167V166H57ZM60 167L61 166H59V168L58 169H60ZM174 167V168H175ZM178 168H181L182 169V167H180V166H177ZM176 167V168H177ZM261 167V166H260ZM259 166H254V169H258L259 170V168H260ZM0 168V169H1ZM39 168H38V171H39ZM85 168L83 169L84 171H85ZM166 168H167V170L169 169L170 170V172H172L170 175H169V173L168 174H166V175H169L168 177H169V179L170 178H172V179H170L169 181H168V177L166 176V175H164V174H162V173H164V172H166ZM262 168V167H261ZM260 168V169H261ZM71 170H72V167L70 168ZM79 169V168H78ZM92 169L90 168V170L92 171ZM263 169H264V167H263ZM44 170H45V168H44ZM46 170V171H47ZM77 170V169H76ZM83 170H81V171H77V173L78 172H82ZM87 171H88V168L86 169ZM121 170V171H120ZM262 170V169H261ZM1 171V170H0ZM45 171V172H46ZM47 171V174L48 175H50V173ZM118 171H120V172H122V173H124L125 172V174L123 175H120V176H118L119 175V173H117ZM180 171H183V170H180ZM263 171V170H262ZM40 172V171H39ZM43 173H44V171H42ZM42 172H40V173H42ZM56 172V173H55ZM72 172V175L73 174H75L74 172V170H72L71 171ZM177 172H178V170H177ZM42 173V174H43ZM84 173V172H83ZM103 175H102V174ZM115 173V174H114ZM117 173V174H116ZM158 173H160L159 175H160V177L159 178H157V177H155L154 176V174L156 175H158ZM180 173H182V172H180ZM46 174V175H47ZM79 174V173H78ZM102 175V176H100V175ZM153 174V177L151 176ZM162 174V175H161ZM220 174H222L223 175V173H219V175L218 174H216V175H218V176H220ZM46 175L44 174L43 176H45L46 177ZM64 175V176H63ZM68 175V176H67ZM84 175V174H83ZM115 175H116V177H115ZM156 175V176H157ZM173 175H171V176H173ZM62 176V178L60 179L59 177H61ZM74 176V175H73ZM99 176V178H98V180H97V177ZM117 176H118V178H117ZM124 176V177H123ZM166 176V177H165ZM180 176L184 179H180ZM218 176H217V179H218ZM64 177V178H63ZM72 177V178H71ZM81 177V176H80ZM85 177V176H84ZM100 177H102V178H104L103 180H102V178L100 179ZM179 177V178H178ZM185 177V178H184ZM221 177V176H220ZM219 177V178H220ZM85 178H87V176L85 177ZM105 178H108V179H105ZM215 178H216V176H215ZM222 178V180H223V177H221ZM220 178V179H221ZM57 179V180H56ZM60 179V180H59ZM73 179V180H72ZM78 179V180H77ZM82 179H84V178H82ZM216 179V180H217ZM21 180V181H20ZM29 180H32V181H29ZM53 180V179H52ZM59 180V181H58ZM67 180V181H66ZM99 180H101L102 182H100ZM112 181V183H111V185H113V186H111V187H115L116 189H117V187L118 186H116L117 184L118 185H120L121 184V181H123L124 183H122V185L124 184L125 185V183H126V186H127V188H129V190H130V192H131V195H134L135 196V193L137 194L136 195V197H137V199H138V197L140 198L139 200H141L143 203H145L146 204V202H147V199L149 198L148 197V193L147 192H145L146 190H149L148 188H150V187H148L150 184H152L151 186V189L154 187V186H157V189L159 188V187H161L162 189L164 188V190H166V188L165 187H163V186H166V185H168L170 188L171 187H176V189H171L170 190V188L167 186V189L170 191V193L166 196L165 195V200H166V198H168L167 200V202L164 200V199H162V200H158V203H157V201L152 197V196H150V197H152L153 199H154V201H156L155 203H157V204H155L152 200L150 201V200H148V201H150V203H154V205H159L160 203H159V201H163V203L165 202V204L164 205H162V204H160L161 206L160 207H158L157 206V209L155 210V206L153 207V211L155 212V215H156V217H154V212H150L149 214H146L145 216L143 215V216H141V217H143L142 219H141V217L138 215V212L137 211H132L133 210V208H132V210H127L126 209V213L127 214H125V209H121L120 208V206L118 205L119 204V200L117 201V198H120V200H121V198L123 199H125L126 197H124V196H126V195H124V196H122L123 195V193L127 190V188H126V186H125V188H126V190L124 189V191H122L121 192V190H123V188L124 187H121L122 189L120 190V187H118L119 189L118 190H120V192L122 193V195H118V190H114V188L111 190V187H109L108 188V186H109V184H110V181ZM181 180H183V181H181ZM35 181V180H34ZM64 181H66V182H64ZM73 181V182H72ZM117 181H118V183H117ZM193 181V182H192ZM220 181V180H219ZM43 182V183H42ZM60 182V183H59ZM63 182V183H62ZM78 182V183H77ZM115 182V183H114ZM120 182V183H119ZM222 182V181H221ZM28 183L31 185V187H33V188H31V191H32V195H31V191L28 193V192H25L26 190H24V189H27V187H28V189H27V191L29 190V186L30 185H28ZM33 183V184H34ZM40 183V182H39ZM62 183V184H61ZM77 183V185H75ZM184 183V184H183ZM195 183V182H194ZM217 183H218V181H217ZM9 184V183H8ZM48 184V185H47ZM67 184V185H66ZM73 184V185H72ZM116 184V185H115ZM187 186H186V185ZM219 184H221V183H219ZM26 185V188H23V190H24V192H23V190L21 189V187H23V186H25ZM28 185V186H27ZM42 185V186H41ZM79 185V186H78ZM106 185V186H105ZM123 185V186H124ZM185 185V186H184ZM216 185H218V184H216ZM8 186V188L9 187H15L14 189H17L18 188V190H22V192L21 191H16L15 192V190L13 191V190H11V193H10V191H5L4 189H6V187ZM39 188H38V187ZM60 186H58V188L60 189ZM77 186V187H76ZM206 186V185H205ZM19 187H20V189H19ZM34 187H37L38 188V192L36 193V192H34L33 193V191H34ZM50 187H52V186H50ZM49 187V188H50ZM53 187V188H54ZM75 189H74V188ZM177 187H179V189H177ZM48 188V191L50 190ZM57 188V187H56ZM63 188V189H64ZM68 188V189H67ZM73 189V190H71V189ZM194 188V189H193ZM204 188V187H203ZM206 188H208L207 186H206ZM206 188H204V189H206ZM45 189V190H46ZM94 189V190H93ZM97 189H99V188H97ZM157 189H156V191H157ZM162 189H160V190H158V191H161ZM191 189V190H190ZM41 190V191H42ZM128 190V191H129ZM155 189L153 188V190L152 191H154ZM175 190V191H174ZM185 190V191H184ZM89 191V190H88ZM96 191V190H95ZM112 191V192H111ZM113 191H115L116 192V194H114L115 192H113ZM128 191H127V194H129L128 193ZM171 191H173V193L171 192ZM205 191V190H204ZM77 192H78V194H77ZM85 193L87 192V191H84ZM138 192V193H137ZM151 192V191H150ZM155 192V191H154ZM180 192H181V190H180ZM20 193V194H19ZM29 194V196L31 197V200H29L30 199V197L28 196V194ZM46 193V194H45ZM80 193H82V197L81 196H79L78 197V195L80 194ZM88 193H92V192H88ZM98 193H97V195H98ZM111 193V194H110ZM113 193V194H112ZM134 193V194H133ZM153 193V192H152ZM172 193V196L170 195ZM189 193V194H188ZM6 194V195H5ZM24 196H23V195ZM45 194V195H44ZM58 194V193H57ZM106 194V195H105ZM120 194V193H119ZM126 194V193H125ZM18 195V196H17ZM21 195H22V198L21 199H23V200H19L20 202L19 203H21V201H24V203L26 204V205H28V207H27V209H26V207H24L23 205L24 204H21L22 205V207L23 208H21L22 210L25 208V211H22L21 209V212L20 211H18L19 210V208H18V205H19V203L18 204H15V203H12V199L13 198H20L21 197ZM39 195H41V196H39ZM42 195H44V196H42ZM71 195V196H70ZM74 195H76L78 198H80V199H78L76 196H74ZM97 195H95V196H97ZM103 195V196H102ZM110 196L111 195V200H110V198L109 197H106V196ZM116 195H118V197H116ZM153 195H154V193H153ZM169 195H170V198H169ZM187 195H190V197L189 196H187ZM217 195V194H216ZM14 196H16V197H14ZM38 196V197H37ZM64 196H66V197H64ZM120 196V197H119ZM122 196V197H121ZM133 196V197H134ZM194 196H195V198H194ZM33 197L35 198V200L33 199ZM57 197H58V199H57ZM72 197V198H71ZM103 197H105V198H103ZM131 197V196H130ZM132 197V198H133ZM173 197V198H174ZM188 197V198H187ZM11 198V200H9ZM38 200H37V199ZM47 198V199H46ZM98 198V197H97ZM107 198V199H106ZM129 198V197H128ZM147 198V199H146ZM172 198V199H173ZM179 198H177L178 200H179ZM184 198V199H183ZM8 199V200H7ZM50 199H51V197H50ZM62 199V200H61ZM91 199V200H92ZM113 199V200H112ZM118 202H116L115 200ZM127 199V198H126ZM125 199V200H126ZM131 199V198H130ZM151 199V198H150ZM176 199V198H175ZM175 199L173 200V202L172 203H174L175 202ZM223 199H225V198H223ZM223 199H222V202H220L221 201V199H220V201H218V203H219V205H222L223 206V208H224V205L226 204H224V202H226L225 200H224V202H223ZM15 201H17L16 199H14ZM27 200V201H26ZM34 200V201H33ZM40 200H41V202L42 203H44V201H47V203L45 204H40V206H37L36 204L35 205H33L34 203H38V201L40 202ZM44 200V201H43ZM110 200V201H109ZM124 200V201H125ZM136 200V199H135ZM193 200V201H194ZM11 201V202H10ZM14 201V202H15ZM57 201H58V203H57ZM100 201V202H99ZM137 201V200H136ZM136 201H135V203H136ZM140 201V202H141ZM144 201H146V202H144ZM172 201V200H171ZM177 201V200H176ZM181 201V202H182ZM7 202V203H6ZM28 204H27V203ZM40 202V203H41ZM49 202H51V203H49ZM60 202V203H59ZM122 202V201H121ZM127 202H128V199H127ZM126 201L124 202V204L125 203H127ZM180 202V201H179ZM178 202V204H180ZM185 202H184V205L182 206V208L184 207V208H186L187 206L185 205ZM203 202V201H202ZM205 202V201H204ZM201 203V204H206L207 203V201H206V203ZM23 203V202H22ZM32 203V204H31ZM54 203H56V204H54ZM107 203H109V204H107ZM131 203V202H130ZM138 203H139V201H138ZM138 203H136V207H137V204ZM150 203L148 204V205H150ZM169 203H171V202H169ZM168 203V204H169ZM170 204L169 206L167 205V206H165L166 208H171L172 206H173V208H175L174 206H176V205H174V204ZM183 203V202H182ZM195 202H193V204H194ZM197 203V202H196ZM195 203V204H196ZM2 204V205H1ZM7 204H8V206H7ZM9 204H10V208H9ZM39 204V203H38ZM50 204V205H49ZM120 204H122V203H120ZM145 204H143V205H145ZM178 204H177V206H178ZM46 205V206H45ZM127 205H128V203L125 205L126 207H127ZM133 205H135L134 203H132V206ZM142 205V204H141ZM190 205L192 206V202L190 203ZM3 206L5 207L4 209H3ZM31 206V207H30ZM123 206V208H126V207H124V205H122ZM121 206V207H122ZM140 206V205H139ZM181 206V205H180ZM190 206V207H191ZM194 206H197V204L196 205H194ZM193 206V207H194ZM202 206V205H201ZM207 206H208V204H207ZM6 207L10 210H7V211H9V214H8V212L5 210L6 209ZM30 207V208H29ZM43 207V208H42ZM129 207H130V205H129ZM129 207H127V208H129ZM146 207V206H145ZM14 208V209H13ZM39 209V211L38 210H36V209ZM119 208H120V210H119ZM131 208V207H130ZM138 208V207H137ZM140 208V207H139ZM143 208H144V206H143ZM149 208V207H148ZM145 209V210H150V209ZM168 208V209H169ZM189 208V207H188ZM188 208L187 209H185L186 210V212L188 211ZM202 208H205V206L204 207H202ZM219 208H221V206H219ZM222 208V209H223ZM4 211H3V210ZM16 209V210H15ZM33 209V210H32ZM97 209V210H96ZM135 209V208H134ZM141 209V208H140ZM165 209V208H164ZM177 209V208H176ZM181 209V208H180ZM180 209H177L178 211L180 210ZM27 210V211H26ZM42 212H41V211ZM138 210V209H137ZM171 211H172V208L170 209ZM169 210V211H170ZM174 210V209H173ZM191 209H189V211H190ZM193 210V209H192ZM194 210H195V207H194ZM193 210V211H194ZM226 209H223V210H219V212L217 211V214H219L220 216L221 215H224V213L226 212L225 211ZM13 211H15V213L13 212ZM31 211V212H30ZM48 211H49V213H48ZM122 211V212H121ZM139 211V210H138ZM159 211V212H158ZM165 211H166V209H165ZM169 211H167V213L169 212ZM170 211V212H171ZM178 211H176V214L174 213V218L176 219H172V217H170V216H166L165 215V217H167V218H169V219H172V221H167V223L166 222H164V223H166V225H165V227H164V223H162V225H161V229L159 228L158 230H160L159 232H161V230L162 229H164V230H162L163 231V233H162V237H161V234L160 233H158L157 231L154 233L153 232V230L152 229H150V228H153V227H155V226H153V227H150V226H152V225H156L157 223H160L159 221H158V218L159 219H161V217H159L158 216V218H157V223H154L155 221H156V219H155V221L153 222V224H150L149 222V224H150V226L149 227H147V232H148V229H150L151 231V233L149 234V233H146V231H145V233H146V235L147 234H149V235H147L148 236V238H149V236L152 234V232L154 233V234H156L157 233V236L156 235H154L155 237V239H153V238H149V240L147 241V237H146V235L144 234V231L142 232V234H144V235H141V236H143V237H146V241H147V243H146V245L148 246L149 244H150V247H152L153 245H155V247L154 248H157L156 250L158 251V253H161V257H162V259H163V256H166V255H168V256H166V261H164V259H165V257H164V259L162 260L163 261V263H162V261H161V263H160V260L158 261L157 259V261L159 262H156V263H158V264H196L197 262L195 261V257H192L191 255H193L194 256V254H190V253H192V251H193V249H194V245H195V239H193V237H186V236H188V235H193V234H189V232H195V229H194V227H195V225H193L191 222H190V219L189 220H187L186 221V219H188V217L187 216H190V215H187L186 216V214H184V209H183V214L185 215H183V214H179L180 216H183L184 218H182L181 219V217L180 218H178L179 217V215H177L178 213ZM222 211H224V213L223 214H221L222 213ZM13 212V213H12ZM19 212V213H18ZM25 212H27V213H24ZM29 212V213H28ZM49 214H47V213ZM95 212H97L96 214H95ZM102 212V213H101ZM142 212H143V210H142ZM141 212V213H142ZM169 212V213H170ZM192 212V211H191ZM12 213V214H11ZM60 213V215H58ZM82 213H83V215H82ZM129 213V214H128ZM145 213H147L146 211H145ZM168 213V214H169ZM172 212L169 214V215H172L173 214ZM179 213H181L180 211H179ZM192 213H194V212H192ZM19 216H18V215ZM41 214V215H40ZM57 216H56V215ZM63 214V215H62ZM71 214V215H70ZM93 214V215H92ZM95 214V215H94ZM100 214V215H99ZM140 214V213H139ZM164 214H166V213H163V215ZM167 214V215H168ZM189 214V213H188ZM17 215V216H16ZM22 215V216H21ZM48 215V216H47ZM52 215V216H51ZM178 217H177V216ZM193 215V214H192ZM4 216V217H3ZM8 216H10V217H8ZM14 216V218H11V217H13ZM46 216H47V218L48 217H52L51 219L49 218V219H47L46 218ZM84 216V217H83ZM95 216V217H94ZM140 218H139V217ZM173 216V215H172ZM218 216V215H217ZM8 217V218H7ZM19 219H18V218ZM62 217V218H61ZM65 217V218H64ZM74 217V218H73ZM82 217V218H81ZM164 217V218H165ZM185 217H187V218H185ZM192 217V216H191ZM190 217V218H191ZM16 218V219H15ZM43 220H42V219ZM60 220H62V221H60V223H58L59 221V219ZM66 219V220H64V219ZM70 218V219H69ZM73 218V219H72ZM153 218V219H152ZM178 218V219H177ZM204 218H207V217H204ZM11 221H10V220ZM13 219V220H12ZM23 219H25V220H23ZM42 221H41V220ZM96 219V220H95ZM6 220H9V221H6ZM23 220V221H22ZM36 220H37V223H36ZM71 220V221H70ZM88 220V221H87ZM90 220V221H89ZM163 220H165V219H162V221ZM167 220V219H166ZM174 220V221H173ZM179 220V222L177 223V221ZM181 220V221H180ZM206 219H204V221L202 220V222H203V224H204V222L206 223V224H208L207 222L208 221H205ZM207 220H208V218H207ZM14 221V223L13 224H11L12 222ZM16 221V222H15ZM38 221H39V224H38ZM52 221H54V222H52ZM57 221V222H56ZM66 223H65V222ZM184 221V222H183ZM189 221V222H188ZM192 221H193V217H192ZM195 221V220H194ZM3 222V223H2ZM54 224H52V223ZM56 222V223H55ZM68 222H70L69 223V227H68ZM135 222V223H134ZM137 222V223H136ZM139 222H140V224H139ZM145 222V223H144ZM169 222V223H168ZM180 222H182L181 224H180ZM9 224V225H7V224ZM17 223V224H16ZM20 223H21V225H20ZM43 224V225H41L40 226V224ZM122 223V225H120ZM125 223V224H124ZM177 223V224H176ZM190 223V224H189ZM33 224V225H32ZM66 224H67V226H66ZM72 224H74V226L72 225ZM79 224V223H78ZM77 224V225H78ZM81 224V225H82ZM98 224H99V226H103V227H100V230L102 231V228H103V234H105L104 235V237L102 238L100 235L98 236V234H100V233H102L100 230H99V226H98ZM101 224V225H100ZM137 224V225H136ZM194 224H195V222H194ZM206 224H204L203 226L205 227H203V229H202V234H204V232H205V234L204 235H206V234H208L209 233V228L208 227H206ZM3 225H6L5 227L3 226ZM15 225V226H14ZM20 225V227H18ZM30 225V226H29ZM36 225L37 226H39L40 228L38 229L37 227H36ZM51 225H53L54 227L56 226V228H54V230L56 231L57 230V228H59L60 229V231H59V236H62L61 238H59L60 240H56V238H55V240H54V237L52 236V233H50V234H48L49 232H45V229H42L43 230V232H39V234L37 233L36 234V237H28V234L25 232V234H27L26 236H27V238H26V236H24L25 234L23 233L24 232V230L25 231H28V230H26V228H31L32 229V227L31 226H35V229H37L38 231L39 230H41V227L43 226H45L44 228H49V230H51L50 228H51ZM64 225V226H63ZM81 225H79V226H81ZM118 225V226H117ZM142 225V226H141ZM144 225V226H143ZM158 225V224H157ZM174 225V226H173ZM177 225V226H176ZM180 225V226H179ZM184 227H182V226ZM222 225V224H221ZM11 226H12V228H11ZM16 226H17V228H16ZM97 226H98V229H97ZM179 226V227H178ZM9 227V228H8ZM25 227V228H24ZM42 227V228H43ZM67 227H68V229H67ZM82 227V226H81ZM86 227V226H85ZM158 227V226H157ZM164 227V228H163ZM193 227V228H192ZM218 227H220L219 225H218ZM14 228V229H13ZM19 228V229H18ZM24 228V230H22ZM66 228V229H65ZM134 228V229H133ZM190 228V229H189ZM221 228V227H220ZM21 229V230H20ZM34 229V228H33ZM34 229V230H35ZM154 229H156L157 230V228H154ZM173 229V230H172ZM10 230H12V231H10ZM34 230H33V232H34ZM37 230H35V231H37ZM72 230V231H71ZM99 230V231H98ZM121 230V231H122ZM131 230V231H130ZM219 230V229H218ZM221 230V229H220ZM8 231V232H7ZM21 231H23V232H21ZM47 231V230H46ZM53 231V230H52ZM66 231H67V233H66ZM126 231H129V233H125ZM172 231H173V233L176 231V233H174V235H173V233H172ZM222 231V230H221ZM3 232V233H2ZM30 232H32L31 230H30ZM30 232H28V233H30ZM57 232V231H56ZM70 232V233H69ZM72 232V233H71ZM114 232V231H113ZM113 232L112 233H110L111 235L113 234ZM137 232V233H136ZM135 233L137 234H134V232L130 235V237L132 238V242H133V246H135V244H134V239H136V241H138V239H140V238H138V236H139V234H138V230L136 231ZM218 232V231H217ZM5 233V234H4ZM7 233V234H6ZM69 233V234H68ZM76 233V232H75ZM83 233V232H82ZM85 233V234H86ZM95 233V232H94ZM186 234V236H185V234ZM219 233V232H218ZM3 234H4V236H3ZM30 234H32V233H30ZM48 234V235H47ZM102 234V235H103ZM133 234L135 235L134 236V239H133ZM158 234H160V235H158ZM176 234V235H175ZM221 234H223L222 232H221ZM5 235H6V237H5ZM78 235V234H77ZM110 235V236H111ZM153 235V234H152ZM151 235V236H152ZM170 235V236H169ZM203 235V236H204ZM218 236V238L219 239H221L220 237H222L221 235H219V234H217ZM49 236V237H48ZM55 236H56V234H55ZM58 236V237H59ZM76 236V235H75ZM89 236H90V234H89ZM110 236H106V237H108V238H112V237H110ZM158 236L159 237H161V239L158 241L157 240V238H158ZM166 236H167V239H166ZM182 236V237H181ZM8 237V238H7ZM23 237H25V238H23ZM53 237V238H52ZM66 237V238H65ZM71 237V236H70ZM136 237V238H135ZM184 237V238H183ZM205 237V236H204ZM29 238H30V240H29ZM50 238H52V239H50ZM95 238V239H94ZM169 238V239H168ZM26 239H28V240H26ZM124 239V241H122ZM141 239H144V238H141ZM165 239H166V241L167 242H165ZM185 239V240H184ZM188 239V240H187ZM193 239V240H192ZM92 240V239H91ZM109 240V239H108ZM155 240V241H154ZM191 240V241H190ZM64 241H66V240H64ZM100 241V242H99ZM144 241V240H143ZM127 242V241H126ZM140 242V240L137 242V243H139ZM145 242V241H144ZM154 242H156L155 244H154ZM184 242V243H183ZM190 242V243H189ZM193 242V243H192ZM91 243V242H90ZM89 243V244H90ZM102 243H104V242H102ZM151 243H152V245H151ZM116 244V245H117ZM120 244V245H121ZM162 244V245H161ZM62 245V246H61ZM91 244L89 245V247L91 246V248L93 247ZM127 245H129V243H127ZM127 245H125V246H127ZM131 245V247L130 248H132V244H130ZM141 245H144L145 246V244H140V248H141ZM160 245V246H159ZM100 246V247H99ZM122 246V245H121ZM124 246V247H125ZM144 246H142V247H144ZM147 246H146V248H144V249H140L139 248V250L138 249H136L135 251H132V250H130V248H128L129 249V251H131L130 253L126 250L127 248H124L125 250H126V252L128 253V254H131V255H127L126 253H125V250L124 249H122L124 252L123 253H125L126 255H122V256H124L123 258H125V256H129V257H126V260H127V258H128V261H127V264H128V262L130 263V264H133V261H134V264H135V262L138 264V260H140V258H143L142 257V253L143 254H145L146 252H145V249H147L148 251H151L152 250V248H149V246H148V248L150 249H148L147 248ZM159 246V247H158ZM192 246V247H191ZM221 246V245H220ZM65 247V246H64ZM82 247V246H81ZM83 247H85V246H83ZM87 247V246H86ZM99 247V248H98ZM105 247H107L108 248V246L106 245ZM105 247H103V249L105 248ZM109 247V248H110ZM111 247V248H112ZM119 245H118V250H119ZM136 248L137 247H139V245L137 246V244H136V246H135ZM135 247H134V249H135ZM190 247V248H189ZM63 248V247H62ZM66 248V247H65ZM77 248V247H76ZM95 248H92V249H94V251L96 250ZM153 248V249H154ZM177 248V249H176ZM51 249H53V250H51ZM78 249V248H77ZM83 249H86V248H83ZM102 249V248H101ZM100 249V250H101ZM114 249V248H113ZM120 249H121V247H120ZM171 249V250H170ZM182 251H181V250ZM40 250V251H39ZM100 250H98V254H96L95 252H94V255H96L95 257H97L98 255H99V251ZM122 250H120V252L118 253L119 255L121 254V251ZM144 250V251H143ZM166 250V251H165ZM179 250V251H178ZM184 250H185V252H184ZM22 251H24V253L22 252ZM26 251V252H25ZM50 251V252H49ZM101 251H103V250H101ZM143 251V252H142ZM148 251H147V253H148ZM155 250H152V252H153V255H154V252ZM11 252V254H10V257L8 256V254ZM22 252V253H21ZM42 252V253H43ZM135 252H136V254H135ZM140 252H141V254H140ZM176 253V254H173V253ZM187 252V253H186ZM224 254H223V253ZM28 253V254H29ZM41 253V254H42ZM44 253H43V256H45L44 255ZM122 253V254H123ZM139 253V254H138ZM169 253H171V254H169ZM118 254H116V255H118ZM149 254V253H148ZM147 254V255H148ZM156 254V253H155ZM183 256H182V255ZM185 254V255H184ZM190 254V255H189ZM229 254V253H228ZM115 255V256H116ZM147 255H146V260H149L148 258H150V256L149 255H151V258H152V253L151 254H149L148 256L149 257H147ZM181 257H180V256ZM222 257H221V256ZM36 256V255H35ZM39 256H41L42 257V255H39ZM47 256V255H46ZM122 256L120 257V256H117V257H120V258H122ZM131 256L133 257V258H135V256H136V258L133 260V258H131ZM158 256H160V255H158ZM230 256V255H229ZM233 256V255H232ZM3 257H5L4 259H3ZM20 257V256H19ZM138 257V258H137ZM160 257V258H161ZM172 257V259H170ZM188 257H190V258H188ZM228 256H227V254L225 253V250H223V248L221 247L220 248V250H218V254H217V258H218V262H219V264H225L226 263V260L228 259L227 258ZM2 258V259H1ZM21 258V257H20ZM24 258H26V257H24ZM28 258V257H27ZM120 258H115V259H118L117 261H119V259ZM129 258H131V261L129 260ZM145 258V257H144ZM143 258V259H144ZM150 258V259H151ZM155 258L156 257H154V262L156 261L155 260ZM159 258V257H158ZM176 258V259H175ZM114 259V256L112 257V262L111 261H108V260H106L108 263H112V264H114L113 263V261L115 260ZM170 259V260H169ZM188 259V260H187ZM208 259L209 258H205L204 259V261H206L205 263H207V261H208ZM1 260H2V262L3 263H1ZM4 260V261H3ZM24 260V259H23ZM25 260H28V262H31L33 259L32 258H29V259H25ZM25 260L23 261V262H25ZM110 260V259H109ZM122 260V261H121ZM120 261H121V264L123 263V259H121ZM125 260V261H126ZM145 260V261H146ZM191 260V261H190ZM193 260V261H192ZM224 260V261H223ZM231 260H232V257H231ZM21 262H22V260H20ZM141 261V260H140ZM150 262H151V260H149ZM148 261V262H149ZM204 261H201L202 263H204ZM5 262V263H4ZM132 262V263H131ZM142 262H144V261H142ZM170 262V263H169ZM172 262V263H171ZM229 262V261H228ZM100 263V262H99ZM98 262H97V264H99ZM104 264H108V263H105V261L103 262ZM115 263H117V262H115ZM152 264H154L153 262H151ZM230 263V262H229ZM101 264H102V262H101ZM124 264V263H123ZM125 264H126V262H125ZM139 264H140V262H139ZM145 264H147V263H145ZM148 264H150V263H148ZM228 264V263H227ZM232 264V263H231Z\"/></svg>","mask_w":264,"mask_h":264}]
</instances>
